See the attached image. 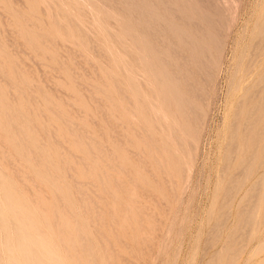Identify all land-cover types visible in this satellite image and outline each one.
Masks as SVG:
<instances>
[{"label":"rangeland","instance_id":"rangeland-1","mask_svg":"<svg viewBox=\"0 0 264 264\" xmlns=\"http://www.w3.org/2000/svg\"><path fill=\"white\" fill-rule=\"evenodd\" d=\"M0 1H3V3L0 2L2 4V5H0V7H3L0 9V39L1 40L3 39L2 41L0 40V47L3 46L2 47L3 49L0 48L2 50L0 52V67H1L0 68V75L2 76V77L0 76V97L4 100L3 101L0 98V100H1L0 101V109H1L0 113H3V110H4L2 117L0 116V122L5 120L4 122H2L3 124L0 123L1 124L0 125V159H1L0 165H2V166H0V169H1L0 175L2 174L4 176V177L2 175L0 176V179L3 178L2 181L4 180L3 186H2V182L0 180V186H1L0 187L1 188L0 189V191H1L0 197L2 196L0 198V203H1L0 206H2V207H0L1 208L0 209L1 210L0 211V214H1L0 220H1V216L4 217L6 215V217H8L10 215V213H11V215L9 216V219H11L10 217L13 216L12 220H8V218H7V219H5V221H4V218L2 217L1 221L3 223L2 222L0 223V228H1L0 233H3L1 231H3V229L4 230L6 229L4 233L8 234V232H9L8 228L11 229L12 227H15L14 226L15 224L12 225L13 222L10 223L9 221H14V220L16 222H18V223L14 222L16 224H19L22 221L23 223H27L29 225L31 222L30 226H32V227L35 226V228L37 227L38 229L40 226V229H39L40 231L37 228L35 229L34 227H33L34 229L33 228L32 229H33L34 233L36 232L35 233L36 236L39 235L38 236L39 240L41 238L42 241L41 240L40 241L41 242L44 241L43 243L47 246V248L49 249V252L50 251L52 252V253L50 252V255H51L50 257L51 258L57 257L58 262H59L60 257H67L66 258L67 263L69 260H71V262L68 264H73L75 260H76L77 264H95V263L96 264L97 263L98 264H101V263L102 264H107V263L109 264L110 259H111L110 264H117V263L121 264V261L123 264H132V261H133V264H264V146H263L264 145V133H263L264 132L263 131L264 130V126H263L264 125V117L262 116L263 115L262 113H264V111L262 110L264 108L263 107V104H264V98H263V96H264V88H263V85H264V77H263L264 76V60H261L264 58V55L262 54L264 52V0H52V3L50 5L52 8L49 7L48 3H47V1L51 2V0H23V3L26 1L24 4L22 2H20L22 0H0ZM4 1L6 3H4ZM56 1H58V3ZM136 1H137V3H136ZM41 3L44 5H47V7L44 6V10L38 11L39 8L43 9L42 8L43 5ZM56 3H57V5H56ZM74 3H75V5H74ZM128 3H129V5H128ZM6 4H8L7 5V6H9L8 8L4 7ZM31 4L33 7V10H32ZM10 5L12 6V8ZM33 5H35V6H33ZM39 5H40V7H38V10L34 11V8L37 9V6H39ZM54 5H55V7H54ZM13 6L16 9H17V7H19V9H18L19 11L16 10V12L13 13V11H15ZM22 6H23V8L26 6L25 10H23L21 8ZM4 8H6V9H4ZM9 9H10V11H9ZM49 9L52 10L51 11L52 13L49 12L50 11ZM53 9H54V11H53ZM64 9H66V10L64 11ZM83 9H85L87 11L89 10L88 11L89 13L87 11H84ZM175 9H176V11H175ZM20 10H21V12H20ZM45 10L46 11L49 10L48 13H50L53 16V18H52V16L50 18L49 17L50 15H47L48 13ZM59 10H61V11L59 12ZM144 10H145V12L143 13ZM17 11L19 14L17 13ZM7 12H9L8 14L11 13L13 16L12 15H10V16H12L13 18L9 17ZM28 12H30V13H28ZM31 12L33 13L32 15H31ZM37 12H38L39 17H37ZM44 12H46V14ZM53 12L55 13V15H53ZM58 12L59 13L65 12V14H67L68 16L65 14H63L65 16H62V13L59 14ZM16 13L18 14L19 17L16 15ZM14 14L16 15V17ZM144 14H146V15H144ZM175 14L177 16L180 15L178 17V19H177V16ZM35 15H36V17H35ZM40 15H41V17H40ZM59 15H61V17ZM32 16H34V17H32ZM90 16H91V18H90ZM67 17L74 19V22L71 19L73 27H71L72 24L69 23L70 21H69V18H67ZM180 17H181V19H180ZM21 18H23V20ZM39 18L40 19L43 18V20H40ZM66 18H67V20H66ZM88 18H90V19H88ZM143 18H144V20H143ZM153 18H155V19H153ZM53 19H54V22H53ZM56 19L58 20L57 24H56ZM46 20H48V21H46ZM63 20H64V24H63ZM19 21L21 23H23V21H25V23L21 24ZM33 21L35 22V25H37L40 22L43 26L38 24L39 27L37 28V26H35L34 23H31ZM37 21H38V23L36 24ZM66 21H67V23H66ZM17 22H18V25L16 24ZM75 22L77 25H75ZM101 22L102 23L104 22V23L102 24ZM106 22H108V23H106ZM186 22H188V23H186ZM194 22H196V23H194ZM193 23H194V25H192ZM78 24H80V25H78ZM114 24H116V25H114ZM196 24L198 25V27L196 26ZM27 25H30L31 29L29 28L30 26L27 29ZM47 25H49L50 27ZM110 25H111V27H110ZM142 25H143V27H146L147 29L144 28L145 29L144 30ZM116 26H117V28H116ZM164 26L166 29H162V28H164ZM88 27H90V29H88ZM104 27H106L105 30L106 29L109 30V31L106 30L107 33L108 32L110 33L112 31L110 34H113L114 37L118 36L119 38L116 37L113 39L112 37H110L112 35H109V33L107 34L106 31L103 29ZM112 27L115 30H113ZM11 28L13 31L11 30ZM46 28L48 30V33H47ZM202 28H204V29H202ZM5 29H6V31H5ZM29 29L32 31H29ZM84 29L85 30L87 29L86 30L87 32L85 31L87 33V35L85 34ZM118 29H119V31L122 29L123 30L119 32ZM151 29H154V30L157 29V31H158L157 36L156 37L154 36V39L152 38L153 36L149 34V30H151ZM1 30H2V32H1ZM35 30H36V32H39L38 34L40 36V39H37L38 34L35 33ZM69 30H71V32H69ZM74 30L77 32V34H75L76 32ZM90 30H92V31H90ZM141 30L144 33H142ZM204 30H206V33ZM15 31L17 34L14 33ZM27 31H29L28 34H26ZM49 31H50V33H53L54 35L50 34ZM166 31L170 32V33L167 34ZM179 31L181 32L182 35L179 33ZM8 32H9V34H8ZM40 32H43V33H41V35H40ZM82 32L86 36H84V35L82 36V34H83ZM114 32H115V35H114ZM29 33L32 36H30ZM90 33H92L91 38L89 36ZM204 33H205V35L203 36ZM22 34L25 36L24 38H23ZM161 34H163V35H161ZM15 35L17 36V38H15ZM18 35H19V37H18ZM45 35H48V38L53 37L51 39L52 41L50 39L49 40L51 42L48 41L47 36H45ZM183 35L187 37V38H185L186 40H189L190 38L193 40L192 41H186V40L184 41ZM11 36H13V37H11ZM62 36L64 39L62 38ZM124 36L126 39L124 38ZM211 36H213V37H211ZM73 37H74V40L75 41L78 40L79 42L78 41L77 42L80 44H78L77 42H74V40H71V39H73ZM157 37H160L161 41ZM170 37H173V39ZM32 38L35 40L34 42L37 43L38 48H40L39 49L40 52L38 51V48H35V43L32 41L33 40ZM42 38L44 41L42 40ZM65 38H67L68 41ZM81 38H82V40H81ZM259 38L262 39V40L260 39V42L258 40ZM13 39H15V40H13ZM69 39H70V41H69ZM90 39L92 40V42ZM16 40H17V42H16ZM22 40L23 41L25 40L26 43L25 42L22 43ZM41 40L44 42V44H41L42 43ZM88 40H90V41H88ZM96 40H99V41H96ZM102 40L106 41V43L103 41V44H102ZM113 40H114V42H113ZM120 40H123V41H120ZM154 40H157V41H154ZM54 41L55 42L58 41V42H56V44L54 45V43H55ZM66 41L68 43H66ZM71 41H73V42H71ZM83 41H87V42L85 43ZM158 41L163 43V45L160 44ZM165 41H166V43H165ZM256 41L258 43H260V44H256V46H258V45L261 47L263 46V48H262L263 51L261 50V47L258 46V48H257L256 46H254ZM2 42H4V43H2ZM29 42L32 44H29ZM93 42H95V43H93ZM173 42H177L179 44V46L177 43L174 44ZM72 43H74V44L77 43L78 45L77 44L72 45ZM128 43H129V45H128ZM10 44H11V46H10ZM45 44L48 46L46 47ZM95 44L98 47L95 48V46H96ZM198 44H201L204 46V48H205L204 52H202V51L199 52V51L195 50V47ZM99 45H101V46H99ZM102 45H103V47H102ZM104 45H106V46H104ZM121 45H123L124 47L122 48ZM26 46H28V47H26ZM117 46L119 48H117ZM29 47H31V49H33V51ZM175 47H179L180 48L179 50H181V51L177 52ZM254 47L256 48L255 52L253 51ZM13 48H15L16 50H14ZM22 48H23V50H22ZM74 48L76 50L78 48L77 52H79V53L81 52L82 54L76 53ZM83 48H84V50H83ZM115 49H117V50L115 51ZM119 49H122V52H121V50L119 52ZM124 49H126L127 51ZM173 49L175 50L173 53L177 52L174 55L172 54ZM17 50L19 53L16 52ZM69 50H70V52L74 51V53L76 55H78L77 58H76V55L72 54L73 52L69 53ZM101 50L103 51V53ZM129 50H130V53L128 52ZM25 51L29 55L27 53H25ZM42 51H45V52H42ZM48 51H50L51 54L50 53L48 54ZM96 51H98L99 53L98 52L96 53ZM124 51H125V53L129 54L130 56L127 54H124ZM160 51H162V52H160ZM183 51H184V53H183ZM187 51L189 54H190V52H192V53L190 55H188ZM217 51H219V52H217ZM260 51H262V52H260ZM41 52L42 53L47 52V53H46V55L44 54V56L42 57ZM55 52H56V54H55ZM57 52H60V53H57ZM141 52H143V53H141ZM258 52L260 54H262V56ZM85 53L86 54L88 53V54L86 55ZM101 53L104 54L107 59H105V57L103 58L102 56H104V55H102ZM178 53L181 54V56H178ZM255 53H256V55H257V53L260 55V59H259V56H257L259 60L256 59L257 57L253 56V55H255ZM68 54H69V56H68ZM98 54L99 55L101 54L102 56L101 55L99 56ZM207 54L209 55L210 58L208 57ZM72 55L74 56V58ZM175 55L177 56V58ZM183 55H184V58H183ZM214 55H215V57L216 56L217 57L215 58ZM46 56H47V58H46ZM48 56L50 58H48ZM60 56L63 59H61ZM70 56H72V59L70 58ZM128 56L131 58H129ZM173 56H175V58ZM186 56H189V58L191 57L190 61L188 60L189 59L188 57L186 58ZM67 58H68V60H67ZM164 58H166L167 60H169L171 62V64L173 65L172 68H170V66H171L170 62ZM251 58H252V60L249 61V59H251ZM12 59H13V61H12ZM59 59H61V62L59 61L60 63L58 62ZM74 59H76V60L74 61ZM132 59H135V61L138 60V62L136 61L137 64ZM183 59H185V61ZM255 59L258 61H256ZM63 60H64V62H62ZM77 60H79L78 61V63L80 62L79 64H83V65L79 66V64L76 62ZM96 60H98V61L96 62ZM109 60H110V62H109ZM201 60H203L205 62V64ZM208 60L209 61L211 60V62H209ZM253 60L256 61V64H254V65H252L254 63ZM199 61H201V64ZM259 61H260V63L258 64ZM48 62H50V64ZM73 62H75V63H73ZM91 62H93V63H91ZM111 62L114 65L109 64ZM181 62H182V64H184L185 68H184V66H181L182 65V64H180ZM25 63L27 64V66ZM94 63L96 65H94ZM133 63H135L136 66ZM186 63L188 66L186 65ZM206 63H207V66H206ZM248 63H250V64H248ZM62 64H64V65H62ZM118 64L119 65L121 64V65L118 66ZM189 64L192 66H189ZM56 65H59V66L57 67ZM65 65L67 67L68 66L70 67V65H71L72 66L71 68H73V70L72 69L70 70L68 68V71H67V69L64 68ZM197 65H198V67L200 66L201 68L196 67ZM210 65L212 68H210ZM12 66H13V68H12ZM82 66H83V68H82ZM121 66H122V69H120ZM251 66H252V68H251ZM216 67H217V69H215ZM101 68H103V69H101ZM187 68H189L191 70H189V69L186 70ZM204 68H206L209 72L206 71V69H204ZM208 68H210L211 70ZM95 69H99V70H95ZM168 69H171V71ZM173 69L175 72L173 71ZM201 69L202 70L204 69V71H202ZM5 70L8 72H6ZM100 70L102 73L100 72ZM121 72H122V74H121ZM200 72L202 73V76L200 75ZM204 72H206L208 75L204 74ZM173 73H175V74H173ZM16 74L18 75L19 80H17L18 77ZM111 75H113V76H111ZM159 76H162V77H159ZM175 76H177V77H175ZM179 76H180V79H178ZM194 76H195V78H194ZM5 77L8 80L7 79L5 80ZM70 77H71V79H70ZM103 77H105V78H103ZM109 77H112V78H109ZM184 77H185V79H188V82H187V80L183 79ZM201 77L203 79H201ZM95 78H96V80H95ZM260 78H261V82H263V83H261L259 81ZM121 79H124L123 83H122ZM140 79H142V80H140ZM9 80H11V81H9ZM22 80H24V81L22 82ZM116 80H117V82H114ZM196 80H198V81H196ZM4 81L9 82V83H11L12 81H14V82H12L9 85V83H6ZM69 81H71V82H69ZM161 81H164V82H161ZM34 82H36V83H34ZM140 82H142V83H140ZM190 82L192 83V85H190L191 84ZM158 83L163 84L164 86L161 85V88H160V84H158ZM187 83H190L189 84L190 86ZM257 83H260V84L257 85ZM35 84L38 85L39 88H37L38 86L36 87ZM82 84H84L86 86H88L87 84H91L92 86L91 85L88 86V88L91 86V88L89 90V89H87V87L83 86ZM102 84H104V85H102ZM108 84H110V85H108ZM120 84L121 85L123 84L122 87L120 86ZM15 85H17V86H15ZM117 85H119V86H117ZM10 86L12 87L11 91L13 93L10 92V88H9ZM20 86H22V87H20ZM106 86H107V88L104 90V88ZM109 86H110V89H109ZM112 86H115L116 89L113 88ZM143 87H145V88H143ZM186 87H188V88L186 89ZM189 87L192 90L191 93L193 96H191L190 91H188ZM260 87L263 89V91L259 89ZM42 88H43V90H41ZM148 88H149V92H148ZM162 88H165L167 93ZM193 88H196L194 90H197L196 92L194 91V94H193ZM198 88H199V90H198ZM92 89H95V90H93V92H95V91L97 92V89H98V91L103 92V93H99V92L96 93L95 92L93 95H91ZM117 89H121L124 92L126 91V94L124 92H123L124 93L123 94L122 91L117 90ZM33 90L35 91V93ZM88 90L91 92H89ZM202 90H204L203 91L204 93L202 92ZM37 91H38V93H37ZM104 91H105V94H104ZM8 92H9V95L14 94L15 97L18 96V97H16L17 99L14 96L10 95V97L12 96V99H11L9 97V95L6 94ZM61 92H63V94ZM108 92H110V93H108ZM114 92L117 95H114L113 94ZM205 92H207V93H205ZM111 93H112V95H111ZM196 93H197V95H196ZM200 93L202 94L203 98H204L205 94H207L204 100H203L202 96L201 97L198 96V94L200 95ZM208 93H209V95H208ZM252 93H253V95H252ZM3 94L5 95V97H3L4 96ZM78 94L80 95V97ZM103 94H104V96H103ZM118 94H120V95H118ZM121 94H122V97H121ZM255 94H257V95H255ZM106 95L110 96L109 98H111V99H109V98L105 99ZM128 95L130 98L131 97L132 98L129 99V97H127ZM154 95H155V97H154ZM196 96H198V97H196ZM50 97H52V98H50ZM119 97H121V98H119ZM248 97H250V98H248ZM4 98H6V99H4ZM18 98H20V99H18ZM32 98H33V100H31ZM101 98L103 100L105 99L104 101H106V102L107 101L110 102V100L113 102H112V104L107 102V104L109 105L108 106L107 104L102 103L103 100ZM185 98H186V100H185ZM200 98H202V99H200ZM40 99L42 100V103L39 102ZM127 99H129L131 101L130 102L131 104L133 102V104L131 105L129 103V100H127ZM139 99L141 101L140 103H139ZM260 99H262V100L259 101ZM101 100H102V102H101ZM245 100H246L247 104L245 103ZM31 101H33L34 103H32ZM64 101H66V102H64ZM115 101H117V102H115ZM241 101L244 103L242 104ZM83 102L85 103V105ZM4 103L5 104L10 103V104H6L7 105L6 106ZM71 103H74L73 104L74 107L71 106ZM115 103L117 104V106ZM119 103L121 105H119ZM256 103H257L259 109H257V107L252 108V106H254ZM3 104H4V106H2ZM34 104H35V106H34ZM183 104H184V106H183ZM27 105H29V107ZM30 105H32V106H30ZM45 105H47L48 107ZM49 105H50V108H52L54 106L53 111H52V109L50 110ZM101 105H103V107L105 106V108L102 110H101V108H102ZM106 105L108 108L106 107ZM111 105L113 106V108H116V109H112V108L110 109ZM148 105H149V107H148ZM257 105H255V106H257ZM5 106L9 107V109H7ZM127 106H128V108L132 107L131 110L128 109ZM141 106H142V108H140ZM192 106H195L196 108L194 107L195 108L194 109V108H192ZM30 107L32 109H30ZM78 107L81 109L79 110ZM120 107L123 109L121 110ZM16 108L21 111V114H19L20 111L16 110ZM125 108H127V111ZM173 108L175 109L176 112L173 111ZM184 108H185V111H184ZM250 108H252L253 113L255 112V115L253 114L254 116H252V114H250V116H247V114L249 115V113H252V111L249 112V110H251ZM54 109H59V111H61V113L58 110L56 111ZM117 109H119V110H117ZM158 109H159V111H158ZM26 110H28V111H26ZM41 110H43L45 116L48 115L46 117H48L50 119L46 118L43 115V113L41 112ZM105 110L107 112L103 113V111H105ZM116 110L118 112L121 111V112H119L120 114ZM255 110H257V113ZM7 111L9 114L5 113ZM133 111H135L136 113ZM145 111H147V112H145ZM148 111H150L151 114H149ZM236 111L240 114L242 113V115L236 116L238 114ZM22 112H23V114L26 115V117H24ZM124 112H128V114L124 113ZM192 112H194L193 113V115L195 114L194 116L192 115ZM14 113L16 114V116H14L15 115ZM121 113H122V115H121ZM130 113H133L135 115H132ZM154 113L158 114L159 116L156 114L154 116ZM11 114H13V115H11ZM64 114H65V116H64ZM117 114L121 118L116 117V116H118ZM259 114L262 116L261 117L262 120L260 118H258L260 116ZM8 115H10V117ZM20 115H22V116H20ZM52 115L54 116L53 118H52ZM3 116L6 119L3 118ZM59 116H61L62 118ZM126 116H127V118H126ZM130 116H132L134 118V120ZM55 117H57V118H55ZM178 117H180V118H178ZM237 117L238 118L241 117L240 118L241 121L240 120L236 121ZM250 117H252L251 121H253V120L255 121L256 119L261 120V125L259 124L260 121L258 120V121H255V123L257 122L256 124L253 123L254 121L253 122L249 121L252 124L250 126L248 123V119ZM255 117H257V118L255 119ZM124 118H126V119H124ZM153 118H155L156 122H154L155 120ZM162 118H164V119H162ZM31 119H32V121H31ZM41 119H44L42 121L43 122L45 121V123H43L41 121ZM47 119L49 122L47 121ZM56 119H58V120H56ZM117 119H118V122L116 121ZM121 119L126 120V123H124V121H122ZM109 120H111V121H109ZM139 120L141 121L140 122L141 126H138L139 123H137V122H139ZM8 121L10 123V126H9V124H6V122L8 123ZM13 121L16 124V127H17V125L20 127L19 129H18V127L13 128V125H15L13 123ZM73 121L74 122L76 121L78 123H76V125H75V123ZM127 121L129 122V124L132 123L131 126L129 124H127L128 123ZM51 122H53V123L51 124ZM118 123H121V125ZM156 123H157V127L160 129L156 128ZM44 124L46 125V127ZM67 124H68V126H67ZM101 124L104 127H102ZM125 124H126V126L123 127ZM247 124H248L249 128H246ZM7 125H8V127H7ZM48 125H49V128L51 130H54L53 132H55L54 133L55 136H53L54 134H53V132H51V130L49 128L47 130ZM54 125H56L55 127H58V129H55ZM110 125H115L116 127H114V126L112 127ZM136 125H137V127L135 129ZM235 125H236V127H235ZM258 125H259V127H258ZM99 126H100V130H99ZM142 126H143V128H142ZM171 126L175 127V130ZM253 126H254V129H253ZM256 126H257V128H255ZM262 126H263V128H262ZM41 127L43 129H41ZM81 127H82V129L78 131L77 129H79ZM111 127L114 129H111ZM122 127H123V129H122ZM145 127L147 129H145ZM7 128H8V130H7ZM37 128H39L40 130L39 129L37 130ZM52 128H54V129H52ZM70 128H71V130H70ZM86 128H87V130H85ZM151 128H153V129H151ZM20 129H21V131H20ZM59 129H60V131H59ZM83 129H84V131H86L87 134L83 131ZM101 129H103V130H101ZM116 129L119 131L122 130V132L118 131L119 133H121L120 135H119V133L118 134L116 133L117 132ZM125 129H126V131H125ZM133 129H135L136 131L135 130L132 131ZM143 129H145V130H143ZM178 129H179V131H178ZM247 129H248L247 133L249 134V132H250L249 129H250L251 132L253 131L252 134L250 132L249 135L248 134L246 135L245 131H247ZM258 129H260L261 131ZM12 130H14V131H12ZM34 130H36V131H34ZM104 130L107 132L109 130L110 132L106 133V132H104ZM137 130L140 132H138ZM159 130H161V131H159ZM254 130L256 133L254 132ZM11 131L14 132L16 138L13 137L14 134L13 133L11 134ZM22 131H24V132L22 133ZM43 131H46V132L44 133ZM100 131L104 132V133H101ZM129 131L132 134H130ZM144 131H145V133H143ZM146 131H149V132L147 133ZM177 131H178V133H177ZM235 131H237V132H235ZM258 131H260V133ZM33 132H34V134H33ZM150 132L153 133V134H151L152 136L150 135ZM173 132H175V134H174L175 136H179L176 138L177 139L180 138L181 141H178V140L175 141V136L173 135ZM63 133L66 136H64ZM72 133L73 134L75 133V134L73 135ZM79 133H80V135H79ZM136 133H138L137 135H139L140 133H142V134H140L138 137L136 135ZM176 133H177V135H176ZM179 133H180V135H179ZM58 134H59V136H58ZM116 134L123 141H121L119 139V137L116 136ZM104 135L108 136V137H105ZM121 135H123V136H121ZM125 135L128 137V140H127V137ZM147 135H148V137H147ZM252 135H254L255 137H252ZM10 136H11V138H10ZM31 136H33V137H31ZM78 136H80V137H78ZM86 136L88 137V139ZM140 136L141 137L144 136V137H142L143 140L140 139L141 138ZM149 136H151L150 137L151 139L149 138ZM232 136H234V137H232ZM43 137H45V138H43ZM70 137H72V138H70ZM237 137H239V138H237ZM257 137L258 138L263 137V139L261 138V141H263V142L259 143L260 140L258 141ZM55 138H57V140H55ZM102 138H104L105 140ZM107 138H109V139H107ZM112 138H115L116 140H114V139L112 140ZM147 138H149V139H147ZM163 138H164V140H162ZM252 138H256V140L254 139V141H256V142L258 141V143H256V142L253 143ZM27 139L29 140V142L27 141ZM100 139H102V140H100ZM129 139H130V141H129ZM12 140H14V141H12ZM20 140H22V141H20ZM75 140H77L78 143L75 142ZM96 140H98V141H96ZM117 140H119L121 142H119ZM145 140L147 141V144L143 145V144H145L144 142H146ZM237 140H238V143H237ZM251 140H252V143H251ZM56 141H58V142L61 141L62 144L61 143L60 144L62 145V147ZM115 141H116V143H115ZM126 141H129V142L127 143ZM131 141H132V144L133 143H135V144L132 145L130 143ZM140 141L143 144H140ZM191 141H192V144L190 143ZM23 142H25V144ZM86 142L89 143V145H87ZM91 142L93 144H91ZM243 142H244V144H243ZM16 143L17 144L19 143L20 145L19 144L17 145ZM28 143H30V144L28 145ZM120 143L121 144L123 143L124 145L125 144L126 145L124 146V145H121ZM246 143H247V145H246ZM182 144H183V146H182ZM236 144L238 145V148H237ZM37 145H39V146H37ZM63 145H64V147H63ZM171 145H173V146H171ZM90 146L92 148H90ZM105 146H107V147H105ZM121 146H123V147H121ZM126 146L128 148H131V149H128ZM142 146H143V148H141ZM181 146L183 147V149ZM26 147L28 149H30V148L31 149L27 150ZM15 148H17V150L19 149L18 150L19 153L16 151ZM20 148H21V150H20ZM67 148L70 150V153H69V150ZM89 148H90V151H92L91 149H93V151L95 152V155H94L93 151H92L93 153L89 152ZM102 148H104V150ZM140 148L143 150H141ZM254 148H256V149H254ZM6 149L8 151H6ZM14 149H15V151H14ZM32 150H34V151H32ZM56 150H57V152H56ZM109 150H112V151H109ZM126 150H127V152H126ZM144 150L146 151V154H145ZM29 151H31V152H29ZM42 151H43V153H42ZM160 151H162V152H160ZM170 151L172 153V154L170 153L171 155L169 154ZM24 152H26V154L28 152L29 154H27V156H26V154ZM38 152H41V154L43 156H41L40 153H38ZM104 152H108V154L107 153L105 154ZM135 152H137V154ZM153 152H154V154H153ZM254 152H256V153H254ZM8 153L9 154L11 153V154L9 155ZM12 153L14 154L13 156H15L14 158L12 156ZM37 153L39 154V156H35V154H37ZM72 153H74L76 156ZM150 153H151V156H150ZM251 153L254 154L253 159H252ZM4 154L5 155L7 154L6 156H8V157L11 156L10 158L14 163L12 162L13 164H11V162L6 161L8 157H6ZM109 154H111V155H109ZM140 154L143 155L144 157L141 156ZM19 155H20V157H19ZM116 155L118 158L116 157ZM134 155H136V157ZM146 155L148 157H145ZM172 155L173 156L175 155L177 158L176 157L174 158ZM249 155H250V157H249ZM33 156H35V158ZM44 156H46L47 158L45 159ZM94 156H95V158H94ZM248 157H249V159L251 158V160L248 161V159H244V158H248ZM15 158H16V160H17V158H19V159L16 161ZM115 158H117V159H115ZM136 158H137V160H135ZM138 158H140V159H138ZM145 158L146 159L148 158L147 160H149V163L150 162L151 163L149 164ZM173 158H174V161H173ZM47 159L49 162L46 161ZM54 159H55V161H54ZM91 159H92V161H91ZM50 160H51V162H56V163L51 164ZM151 160H154V164L156 166H154V164H152L153 161H151ZM15 161L17 162L18 166L20 165L19 166L20 168L18 166H16L17 164H15L16 163ZM19 161L21 162L22 166H21ZM36 161H39V162L36 163ZM40 161H41V163H40ZM160 162H161V164H160ZM35 163H36V165H35ZM88 163H90V164H88ZM117 163H118V165H117ZM132 163H133V165H132ZM146 163L148 164L147 167L149 166L148 169L145 166ZM31 164H32V166H30ZM43 164H45L44 166H47L48 168L46 169V167H43ZM87 164H88V168L86 166ZM100 165H101V167H100ZM142 165H144V167H142ZM159 165H162V166H159ZM15 166L17 169L15 168ZM24 166L25 167L29 166V167L25 169ZM64 166L67 167L69 169V171ZM71 166H73V168L75 169L76 172L73 171L74 169ZM117 166L118 167L121 166V169L124 167L123 168L124 170H121ZM127 166L133 172H131L129 169H127L128 168ZM110 167H111V170H110ZM158 167H160V168H158ZM162 167L164 169H162ZM244 167H245V169H244ZM21 168L24 170H22ZM152 168H153V171L155 169H159L160 173H162V170H164L167 172V174H166V172L164 173V171L162 174H159L158 171L156 170L157 172L154 171V175H156V173L159 174V175H156L158 177V178H156L154 175L152 176V174H153V171H151ZM168 168H170L169 169L170 171L168 170ZM33 169H36V172L33 171ZM43 169H44V171H43ZM104 169H105V174H107L106 177L108 179L102 178V177H105V175L103 173ZM2 170L4 171L5 175H4ZM17 170H18V173L21 174V176L18 175L20 178L17 176V174H18V173H16ZM21 170H22V172H21ZM37 170L41 171L40 174L43 177L39 176V173H38L39 171H37ZM45 170L47 171L46 172L47 175L45 174ZM127 170L129 172V175H128ZM149 170H150V172H149ZM23 171H25L27 174H29V176L26 175L25 172H23ZM122 171H124V172L126 171L127 173L126 172L124 173ZM134 171H136V173H134ZM100 172H102L101 175L103 174L102 177H100L101 175H99ZM107 172L109 173V177H108ZM142 172L146 173L147 175L143 174ZM137 173H139V174H137ZM24 174H25V178H24ZM110 174H112L113 177L110 176ZM134 174H137V175H134ZM30 175H34V177L36 176L35 180L37 182L34 180V177L30 176ZM138 175L140 176L141 179H139ZM141 175L144 177L145 176H147V177L144 178ZM160 175H162V176H160ZM166 175H168V176H166ZM262 175H263V177H262ZM9 176L11 179L9 178ZM114 176L116 177L115 183H116V185H118V184L121 185V186L118 185L121 188V190H119V187L115 186V183L113 182ZM128 176L130 178H133V179L135 178V180L137 178V181L135 182V180H133V179H132L133 182L131 180H127V179H130V178H128ZM148 176H149V178H148ZM17 177H18V180H17ZM31 177L34 180V182H32L33 180H30ZM110 177L113 178V180ZM261 177H262V181H260ZM12 178L15 180H13ZM109 178H110V180H109ZM165 178H167V179H165ZM6 179H9L10 181L6 180ZM20 179L22 181H19ZM74 179L76 180V182ZM168 179L170 181L168 183H166L168 181ZM234 179H236V180H234ZM239 179H240V181H239ZM5 180L8 183L5 185L6 186L8 185L10 187L9 188L7 186V190H6V188H4V187H6L4 185ZM102 180H103L104 184H102V182H101ZM119 180L122 183H120ZM140 180H142V181H140ZM143 180L145 182L146 181L148 182L150 180V183L152 184L153 187L150 186L151 184H148L149 186H147V183H145ZM14 181L17 182L18 185ZM51 181H52L53 185H52ZM23 182L25 185L23 184ZM35 182L38 185V187H35V185H36ZM84 182H85V185L83 184ZM86 182H92V183L86 184ZM100 182H101V184H99ZM109 182H111V183H109ZM129 182L130 183L132 182V183L130 184ZM141 182L143 185L141 184ZM174 182H175V185H174ZM26 183H27V185H26ZM138 183H140V186L143 189H146V188L147 189L149 188V190L153 189L154 191L153 190L148 191V192H151L153 195H151V193H149L150 196H149V194L148 195L145 194V192H143V191H146L147 189L142 191V189ZM261 183H262V185H260ZM15 184L17 185L18 188L16 187ZM31 184H32V187H30ZM33 184H35V185H33ZM110 184H113V185L110 186ZM134 184H136V186ZM144 184L146 185V187ZM11 185L13 186V188ZM14 185H15V187H14ZM22 185L26 186V188L23 187ZM28 185L31 188V190H29V188L27 187ZM58 185H61V186H59L60 189L58 188ZM97 185H98V187H97ZM19 186H20V188H19ZM137 186L140 188V190H141L140 192H139V188ZM165 186L167 189L165 188ZM227 186L229 189L226 188ZM40 187L41 188L43 187L45 189V191L43 189H41ZM77 187L79 189H77ZM89 187H91L93 189V191H95V192H93L91 190V188H89ZM109 187H111V188H109ZM3 188L6 191L2 190ZM23 188H25V189L23 190ZM46 188H48V189H46ZM12 189H14L15 192ZM20 189L22 191H20ZM50 189H52V190H50ZM53 189H55L56 194L54 193ZM98 189H100V191ZM103 189L104 190L106 189V190L103 191ZM108 189H109V191H108ZM137 189H138V191H137ZM168 189H169V191H168ZM46 190H48V191H46ZM2 191H4V193ZM10 191H11V193H17V194L11 195ZM80 191H82L84 193L81 192L82 193L81 194V193H79ZM135 191L137 193H135ZM258 191H260V192H258ZM103 192L107 193L106 195H108V196H106V198L104 196L105 193L103 194ZM108 192H111V193H108ZM132 192H133L134 197L136 196L135 198H137V199H135V198L132 199V196H133ZM30 193H32V194L30 195ZM87 193H89V194H87ZM9 194H10V196H9ZM20 194L23 195V196L21 195V197L24 198L25 201H22V199L20 201L19 198H21V197H18V198L16 197L18 195L20 196ZM36 194H37V196H36ZM109 194L111 195L112 198L115 197V199L113 200V199H111V197L108 198ZM251 194H252V196H251ZM57 195L61 197L62 202L59 200L60 197L58 199ZM73 195H75V196H73ZM130 195H132V196H130ZM39 196H41V197L39 198ZM90 196H91L93 201L91 200ZM100 196H102L101 199L98 198ZM3 197H4V199H3ZM6 197L8 199H10V201L7 199L9 201L8 203L6 201ZM28 197H31V201L29 200L30 198L27 200ZM86 197H87V199H86ZM119 197H120V199H119ZM16 198L18 199V201L16 200ZM35 198H37V199H35ZM80 198H81V200H80ZM109 199H111V200H109ZM129 199H131V200H129ZM12 200H14V201H12ZM3 201H6L8 206L12 205V206H9L11 210L7 209L8 206H6L5 205L6 203ZM15 201L17 204L16 206H15ZM26 201L27 202L30 201V202H28V204H27ZM32 201L33 202L35 201L34 204ZM37 201H39V202H37ZM80 201H82V202H80ZM116 201H119V202H117L118 207H116ZM137 201H138V203H136ZM156 201H158V202H156ZM20 202L24 203V205H22V203L20 204ZM110 202H112V203H110ZM125 202H127V203H125ZM41 203H42V205H41ZM44 203H45V205H44ZM73 203H75L76 205ZM83 203H84V205H83ZM88 203H89V205H88ZM120 203H121V205H120ZM159 203H161V204H159ZM162 203H163V205H162ZM26 204L29 205L30 207H28ZM129 204H130V207H128ZM134 204H137V205H134ZM82 205L85 206V209L83 208ZM97 205L100 206V208ZM122 205H123V207H122ZM142 205H144V206H142ZM18 206L21 207V208H18L19 210L16 209ZM73 206H75V208H73ZM105 206H106V209H105ZM56 207H58V208H56ZM102 207L104 210L102 209ZM126 207H127V210L126 209L124 210V208H126ZM131 207L133 208L132 210H131ZM3 208L7 212L6 214H4L5 213L4 211H3V213H1ZM28 208L29 209L31 208V210L33 212H31V210H29ZM45 208H46V210H45ZM90 208L92 210H90ZM96 208H97V210L100 211V212H98L99 214L96 213V211H97ZM151 208H153V209H151ZM166 208L169 210H165ZM36 209H38V210H36ZM68 209H69V211H67ZM72 209L74 211H72ZM119 209L124 211L123 212L124 217H122V214H121L122 211ZM15 210H16V212H15ZM22 210L26 213H24ZM55 210L57 212H55ZM83 210H86L87 212H85ZM115 210H118L119 212L117 213V211H115ZM8 211H9V213H8ZM34 211H35V213H36V211H38V213H36L37 216H40L38 214L41 211L44 212V213H40V214H43L46 216H44L42 218L39 217L40 220L43 219V220H41L42 222H40V220H38L37 216L33 215V214H35ZM91 211H92V213H91ZM110 211H113V215H112V212H110ZM132 211L134 212L135 215L133 214ZM21 212H23V214L25 216ZM75 212H76L77 218L80 217V219H78L80 222H76L77 221L76 219L74 220V218H76V215H74ZM108 212H110V213H108ZM27 213H29V215ZM49 213H51V215ZM56 213H58V216L55 215ZM88 213H89V215H88ZM124 213L127 215L129 214L131 216L130 217L126 216ZM59 214H61V215H59ZM114 215L116 217L117 216L120 217V219H119L120 222L117 220L119 217L115 218ZM17 216H18V218H15ZM91 216H92V218H94V220L91 219ZM94 216L97 217L96 219H98V222L96 221ZM136 216L138 218H135ZM139 216H141V217H139ZM56 217H58V218H56ZM46 218H47V220H45ZM60 218H61V221L63 222V224L60 223V221H59ZM134 218L136 219V223L134 222L135 221ZM48 219H51L50 220L51 222ZM53 219L56 220L57 224L54 222L55 220H53ZM122 219H124L125 221H123ZM129 219L131 220L132 223H130V221H128ZM28 220H30L29 223H28ZM32 220H33V222H32ZM35 220L36 221L38 220V221L35 223ZM92 220L94 223L93 222L91 223ZM110 220L112 223L110 222ZM52 221H53V223L56 224L55 226L59 225V228H61L62 230L59 228H57V230H56ZM65 221H67V222H65ZM81 221H83L85 223L84 224V225H86L85 228H83L84 225H82L83 222H81ZM122 221L125 222V225ZM38 222L42 223V226L44 228H46V232L48 231L47 232L48 236L44 232L45 231L44 228L41 229L42 226ZM46 222H48L49 224L47 225ZM216 222H218V223H216ZM7 223H8V226H7ZM65 223H68V224L65 225ZM95 223L103 224V227H102V225L99 226L100 225L99 224L97 226V229H95L96 228ZM127 223H128V225H127ZM109 224H111V226ZM2 225L3 226L6 225L7 227L3 228ZM91 225L93 227H90ZM105 225H108V226H106V227H108V229L104 228ZM112 225H113V228H111ZM62 226L63 227L66 226L67 229H65V230L67 232L64 230V228H62ZM68 226H70V230H72V232H70V230H68V228H69ZM134 226L136 227L137 230L139 229L138 234H136L137 233L135 231L136 229L132 228ZM71 227H72V229H71ZM73 227H74V229H73ZM99 227L103 228L104 230L101 229L102 230L101 231L99 229ZM53 228H54V230H53ZM80 228H81V230H80ZM86 228H87L86 234H88L90 236V240H92V243L88 239L89 236H87L85 234L84 229H86ZM126 228H127V230H126ZM58 229H59V232H58ZM117 229L119 231H117ZM129 229L132 232L134 230V233H132ZM96 230H98L100 232L105 231V234H104V232L99 234L98 231L96 232ZM124 230H126V231H124ZM50 231L51 232L53 231V233H55V236H57L59 234V236L57 238H61V239L56 240L57 238L54 237ZM120 231H121V233H120ZM140 231L142 234H140ZM56 232H58V233H56ZM93 232H95V234ZM112 232H113V234H112ZM116 232H117V235L114 234ZM127 232L130 234H128ZM96 233H97V235L100 236L101 242H100L98 236L96 237ZM50 234H51V236H49ZM134 234H135V236H134L135 238L133 237ZM139 234L142 237L143 236H145V237L142 238ZM40 235H43L44 237H41ZM60 235L62 237H60ZM81 235H83V236L86 235L85 237L87 240L83 239V237ZM104 235H106L109 239L106 238ZM123 235H124V237H123ZM129 235H131V237ZM63 236H64V238H63ZM69 236L71 239L69 238ZM110 236H112L111 238H114V239L113 240L110 239ZM45 237L47 240L45 239ZM49 237H54L53 239H55L56 242L54 243L55 240L53 241V239L52 238L49 239ZM43 238H44V240H43ZM48 239L54 244L49 242ZM107 239L111 240L112 243L111 242L109 243V241ZM116 239H118V240H116ZM138 239L141 240L140 243L138 242L139 241ZM77 240H78V242H77ZM131 240L134 243L132 242V244H131ZM135 240H138V241H135ZM59 241L61 242V244H59L60 243ZM96 241H97V243H96ZM127 241H129V242H127ZM84 242H86V243H84ZM102 242L104 243V245H102L103 244ZM125 242L128 243V244H126V246H125ZM115 243H117V246H118L119 250L121 251V253L115 247ZM56 244L58 245V247L62 246L63 249L61 250V248H60V250L57 251V249H55ZM98 244H99V246H98ZM112 244L114 246L113 249L111 247ZM54 246H55V248H53ZM63 246H66V248ZM120 246H123L125 248L127 247V248H126V250L123 247L121 249ZM135 246H137V247H135ZM49 247H51V250ZM87 247H88V250L86 249ZM84 248H85V250H83ZM103 248H105V249H103ZM128 248H130V249H128ZM54 249H55V251H53ZM71 249H74L75 251L74 250L71 251ZM78 249H79V251H78ZM127 249H128V251H127ZM97 250H98V252H97ZM59 251L60 252L62 251V254ZM104 251L106 253H104ZM125 251L127 254L128 253L129 254L126 255ZM67 252L71 253V255H70L71 257H68L69 254ZM93 252H95V253L97 252L98 254L97 253L96 254L98 257L96 256V254L94 255ZM122 252H124V254ZM88 253H90V254L86 255ZM115 253L117 255L119 253L120 254L117 256ZM52 254H54V255H52ZM91 254H93L94 256H92ZM121 254L124 256H128V257H126V259L128 258V260H125L124 257H122V256L120 257ZM215 255H217V256H215ZM85 256H86V258H85ZM95 256H96V258L94 259L93 257H95ZM50 257H49V259H50ZM77 257H79V258L77 259ZM63 259L65 260V258H63ZM137 259H138V261H137ZM119 260H120V262H118ZM127 261H129V262H127ZM58 262H57V264H58ZM67 263H65V264H67Z\"/></svg>","mask_w":264,"mask_h":264},{"label":"bare ground","instance_id":"bare-ground-1","mask_svg":"<svg viewBox=\"0 0 264 264\" xmlns=\"http://www.w3.org/2000/svg\"><path fill=\"white\" fill-rule=\"evenodd\" d=\"M0 2L3 3V1H0ZM20 2L23 3V0L20 1ZM25 2H26V1H25ZM25 2H24V3H25ZM45 2H46V1H45ZM54 2H55V1H54ZM56 2L58 3V1H56ZM68 2H69V1H68ZM77 2H78V1H77ZM83 2H84V1H83ZM123 2H124V1H123ZM1 3H0V5H2ZM4 3H6V2L4 1ZM22 3H21V4H22ZM24 3H23V4H24ZM32 3H33V2H32ZM43 3H44V2H43ZM47 3H48V6L51 7L50 5H51V3H52V0H51V2L47 1ZM57 3H56V5H57ZM136 3H137V1H136ZM138 3H139V2H138ZM149 3H150V2H149ZM41 4H42V3H41ZM44 4H45V3H44ZM44 4H42V5H43V7H42L43 9L39 8V10H38V7H40V5H39V6H37V9L34 8V11H36V10H38V11H40V10H44V6L47 7V5H44ZM53 4H54V3H53ZM103 4H104V3H103ZM3 5H4V4H3ZM7 5H8V4H6L4 7H7V8H8L9 6H7ZM42 5H41V6H42ZM58 5H59V4H58ZM74 5H75V3H74ZM92 5H93V4H92ZM128 5H129V3H128ZM155 5H156V4H155ZM10 6H11V5H10ZM28 6H29V5H28ZM33 6H35V5H33ZM87 6H88V5H87ZM164 6H165V5H164ZM13 7H14V6H13ZM25 7H26V6H25ZM25 7L23 8V6H22L21 8H22L23 10H25ZM29 7H30V6H29ZM31 7H32V4H31ZM46 7H45V8H46ZM54 7H55V5H54ZM60 7H61V6H60ZM64 7H65V6H64ZM1 8H3V7H0V9H1ZM11 8H12V6H11ZM51 8H52V7H51ZM58 8H59V7H58ZM58 8H57V9H58ZM4 9H6V8H4ZM14 9H15V11H13V13L16 12V10H18L19 7H17V9L14 7ZM27 9H28V8H27ZM177 9H178V8H177ZM32 10H33V7H32ZM49 10H50V9H49ZM49 10H48V11H49ZM61 10H62V9H61ZM61 10H59V12H60ZM65 10H66V9H64V11H65ZM83 10H84V11H87V10H85V9H83ZM90 10H91V9H90ZM6 11H7V10H6ZM9 11H10V9H9ZM18 11H19V10H18ZM18 11H17V13H18ZM45 11H46V10H45ZM48 11H46V12L48 13ZM51 11H52V10H50L49 12L52 13ZM53 11H54V9H53ZM75 11H76V10H75ZM88 11H89V10H88ZM88 11H87V12H88ZM175 11H176V9H175ZM20 12H21V10H20ZM22 12H23V11H22ZM24 12H25V11H24ZM46 12H44V13L46 14ZM59 12H58V13H59ZM87 12H86V13H87ZM144 12H145V10L143 11V13H144ZM8 13H9V12H7V14H8ZM17 13H16V15L18 16L19 13H18V14H17ZM28 13H30V12H28ZM44 13H43V14H44ZM50 13H48L47 15H50L49 17L51 18L52 15H51ZM61 13H62V12H61ZM61 13H59V14H61ZM69 13H70V12H69ZM83 13H84V12H83ZM88 13H89V12H88ZM139 13H140V12H139ZM146 13H147V12H146ZM161 13H162V12H161ZM20 14H21V13H20ZM23 14H24V13H23ZM32 14H33V13L31 12V15H32ZM63 14H65V12L62 13V16L67 15V14H65V15H63ZM73 14H74V13H73ZM84 14H85V13H84ZM147 14H148V13H147ZM8 15H9V17H12V16H13L11 13L8 14ZM10 15H12V16H10ZM14 15H15V14H14ZM16 15H15V17H16ZM26 15H27V14H26ZM26 15H25V16H26ZM41 15H42V14H41ZM41 15H40V17H41ZM53 15H55L54 12H53ZM71 15H72V14H71ZM88 15H89V14H88ZM101 15H102V14H101ZM144 15H146V14H144ZM175 15H176V14H175ZM44 16H45V15H44ZM59 16L61 17V15H59ZM67 16H68V15H67ZM176 16H177V15H176ZM179 16H180V15L177 16V19H178ZM18 17H19V16H18ZM32 17H34V16H32ZM35 17H36V15H35ZM37 17H39L38 12H37ZM55 17H56V16H55ZM60 17H59V18H60ZM70 17H71V16H70ZM73 17H74V16H73ZM75 17H76V16H75ZM97 17H98V16H97ZM102 17H103V16H102ZM142 17H143V16H142ZM162 17H163V16H162ZM205 17H206V16H205ZM12 18H13V17H12ZM25 18H26V17H25ZM52 18H53V16H52ZM67 18H69V17H67ZM67 18H66V20H67ZM90 18H91V16H90ZM90 18H88V19H90ZM93 18H94V17H93ZM135 18H136V17H135ZM138 18H139V17H138ZM138 18H137V19H138ZM146 18H147V17H146ZM15 19H16V18H15ZM21 19L23 20V18H21ZM27 19H28V18H27ZM29 19H30V18H29ZM39 19H40V18H39ZM71 19H72L73 22H74V19H73V18H69V21H70V22H69V21H68V22H69L70 24H72V22H71L72 20H71ZM140 19H141V18H140ZM153 19H155V18H153ZM180 19H181V17H180ZM25 20H26V19H25ZM31 20H32V19H31ZM40 20H43V18H41ZM60 20H61V19H60ZM94 20H95V19H94ZM96 20H97V19H96ZM143 20H144V18H143ZM145 20H146V19H145ZM174 20H175V19H174ZM28 21H29V20H28ZM28 21H27V22H28ZM38 21H39V20H38ZM38 21L36 22V24L38 23ZM46 21H48V20H46ZM57 21H58V20L56 19V24H57ZM78 21H79V20H78ZM88 21H89V20H88ZM103 21H104V20H103ZM147 21H148V20H147ZM153 21H154V20H153ZM157 21H158V20H157ZM183 21H184V20H183ZM15 22H16V21H15ZM19 22H20V21H19ZM53 22H54V19H53ZM139 22H140V21H139ZM190 22H191V21H190ZM20 23H21V22H20ZM23 23H25V21H23ZM23 23H21V24H23ZM31 23H34V25H35V22H34V21L31 22ZM31 23H30V24H31ZM66 23H67V21H66ZM77 23H78V22H77ZM89 23H90V22H89ZM101 23H102V22H101ZM103 23H104V22H103ZM103 23H102V24H103ZM106 23H108V22H106ZM106 23H105V24H106ZM113 23H114V22H113ZM141 23H142V22H141ZM151 23H152V22H151ZM151 23H150V24H151ZM160 23H161V22H160ZM186 23H188V22H186ZM194 23H196V22H194ZM194 23H193L192 25H194ZM209 23H210V22H209ZM16 24L18 25V22H17ZM27 24H28V23H27ZM38 24L42 25L40 22H39ZM38 24L35 25V26H37V28L39 27ZM44 24H45V23H44ZM63 24H64V20H63ZM83 24H84V23H83ZM91 24H92V23H91ZM99 24H100V23H99ZM161 24H162V23H161ZM4 25H5V24H4ZM24 25H25V24H24ZM75 25H77L76 22H75ZM78 25H80V24H78ZM94 25H95V24H94ZM107 25H108V24H107ZM114 25H116V24H114ZM179 25H180V24H179ZM205 25H206V24H205ZM205 25H204V26H205ZM20 26H21V25H20ZM29 26H30V25H27V29H28ZM42 26H43V25H42ZM42 26H41V27H42ZM47 26H49V25H47ZM63 26H64V25H63ZM63 26H62V27H63ZM66 26H67V25H66ZM68 26H69V25H68ZM98 26H99V25H98ZM103 26H104V25H103ZM196 26L198 27L197 24H196ZM49 27H50V26H49ZM62 27H61V28H62ZM71 27H73V24L71 25ZM94 27H95V26H94ZM106 27H107V26H106ZM106 27H104L103 29L105 30ZM110 27H111V25H110ZM114 27H115V26H114ZM142 27H143V25H142ZM161 27H162V26H161ZM194 27H195V26H194ZM5 28H6V27H5ZM29 28L31 29V26H30ZM64 28H65V27H64ZM82 28H83V27H82ZM107 28H108V27H107ZM112 28H113V27H112ZM116 28H117V26H116ZM144 28L147 29L146 27H143V29H144ZM6 29H7V28H6ZM6 29H5V31H6ZM30 29H29V31H32V30H30ZM32 29H33V28H32ZM34 29H35V28H34ZM48 29H49V28H48ZM53 29H54V28H53ZM53 29H52V30H53ZM88 29H90V27H88ZM92 29H93V28H92ZM119 29H120V28H119ZM119 29H118V31H119ZM145 29H144V30H145ZM162 29H166L165 26H164V28H162ZM202 29H204V28H202ZM11 30H12V28H11ZM38 30H39V29H38ZM46 30H47V28H46ZM63 30H64V29H63ZM86 30H87V29H86ZM86 30L84 29V32H85ZM106 30H107V29H106ZM106 30H105V31H106ZM113 30H115V29L113 28ZM122 30H123V29H122ZM122 30H120V31H122ZM172 30H173V29H172ZM174 30H175V29H174ZM198 30H199V29H198ZM5 31H4V32H5ZM12 31H13V30H12ZM22 31H23V30H22ZM29 31H27L26 34H28ZM40 31H41V30H40ZM74 31H75V30H74ZM74 31H73V32H74ZM90 31H92V30H90ZM105 31H104V32H105ZM107 31H109V30H107ZM107 31H106V33H107ZM116 31H117V30H116ZM118 31H117V32H118ZM120 31H119V32H120ZM141 31H142V30H141ZM167 31H168V30H167ZM167 31H166V32H167ZM200 31H201V30H200ZM200 31H199V32H200ZM204 31H205V33H206V30H204ZM1 32H2V30H1ZM17 32H18V31H17ZM52 32H53V31H52ZM69 32H71V30H69ZM75 32H76V31H75ZM86 32H87V31H86ZM86 32H85V34L87 35ZM111 32H112V31H111ZM111 32H110V33H111ZM147 32H148V31H147ZM157 32H158L157 29H156V30H154V29L149 30V34L153 36V37H152L153 39H154V36H155V37L157 36ZM159 32H160V31H159ZM14 33H16V31H15ZM32 33H33V32H32ZM35 33L38 34L39 32H36V30H35ZM35 33H34V34H35ZM41 33H43V32H40V35H41ZM45 33H46V32H45ZM47 33H48V30H47ZM49 33H50V31H49ZM55 33H56V32H55ZM61 33H62V32H61ZM82 33H83V32H82ZM101 33H102V32H101ZM108 33H109V32H108ZM108 33H107V34H108ZM110 33H109V35H112V36H110V37H112L113 39L116 38V37H118V36L114 37L113 34H110ZM127 33H128V32H127ZM142 33H144V32L142 31ZM169 33H170V32H167V34H169ZM179 33L181 34L180 31H179ZM184 33H185V32H184ZM189 33H190V32H189ZM205 33L203 34V36L205 35ZM8 34H9V32H8ZM16 34H17V33H16ZM20 34H21V33H20ZM23 34H24V33H23ZM23 34H22V35H23ZM29 34H30V33H29ZM37 34H36V35H37ZM50 34H53V33H50ZM75 34H77V32H76ZM88 34H89V33H88ZM91 34H92V33H90V35H89L90 38L92 37ZM104 34H105V33H104ZM130 34H131V33H130ZM195 34H196V33H195ZM258 34H259V33H258ZM12 35H13V34H12ZM22 35H21V36H22ZM24 35H25V34H24ZM24 35H23V38L25 37ZM48 35H49V34H48ZM48 35H45V36H47L48 41H50L53 37H52V38H51V37L48 38ZM53 35H54V34H53ZM57 35H58V34H57ZM73 35H74V34H73ZM83 35H84V33L82 34V36H83ZM86 35H84V36H86ZM114 35H115V32H114ZM161 35H163V34H161ZM181 35H182V34H181ZM7 36H8V35H7ZM7 36H6V37H7ZM30 36H32V35L30 34ZM45 36H44V37H45ZM82 36H81V37H82ZM95 36H96V35H95ZM106 36H107V35H106ZM131 36H132V35H131ZM134 36H135V35H134ZM136 36H137V35H136ZM168 36H169V35H168ZM206 36H207V35H206ZM257 36H258V35H257ZM11 37H13V36H11ZM18 37H19V35H18ZM28 37H29V36H28ZM38 37H39V38H38ZM41 37H42V36H41ZM68 37H69V36H68ZM96 37H97V36H96ZM146 37H147V36H146ZM211 37H213V36H211ZM15 38H17L16 35H15ZM54 38H55V37H54ZM58 38H59V37H58ZM62 38H63V36H62ZM69 38H70V37H69ZM88 38H89V37H88ZM88 38H87V39H88ZM93 38H94V37H93ZM118 38H119V37H118ZM124 38H125V36H124ZM157 38L160 40V37H157ZM157 38H156V39H157ZM170 38L173 39V37H170ZM177 38H178V37H177ZM183 38H184V41H185V40H186L185 38H187V37L183 35ZM200 38H201V37H200ZM261 38H262V37H261ZM261 38L258 39L259 42H260V39H261ZM7 39H8V38H7ZM9 39H10V38H9ZM32 39H33V38H32ZM37 39H40L39 34H38V36H37ZM44 39H45V38H44ZM49 39H50V40H49ZM55 39H56V38H55ZM55 39H54V40H55ZM59 39H60V38H59ZM63 39H64V38H63ZM65 39L68 41L67 38H65ZM87 39H86V40H87ZM125 39H126V38H125ZM127 39H128V38H127ZM146 39H147V38H146ZM164 39H165V38H164ZM0 40H1V39H0ZM2 40H3V39H2ZM2 40H1V41H2ZM13 40H15V39H13ZM28 40H29V39H28ZM42 40H43V38H42ZM42 40H41V42H42L41 44H44V42H43L44 40H43V41H42ZM60 40H61V39H60ZM71 40H74V37H73V39H71ZM81 40H82V38H81ZM90 40H91V39H90ZM90 40H88V41H90ZM128 40H129V39H128ZM139 40H140V39H139ZM192 40H193V39L190 38L189 40H186V41H192ZM261 40H262V39H261ZM4 41H5V40H4ZM32 41L34 42L35 40L33 39ZM48 41H47V42H48ZM51 41H52V40H51ZM51 41H50V42H51ZM67 41H66V43H68ZM69 41H70V39H69ZM77 41H78V40H77ZM77 41L74 40V42H77ZM94 41H95V40H94ZM96 41H99V40H96ZM103 41H104V40H102V44H103ZM120 41H123V40H120ZM141 41H142V40H141ZM154 41H157V40H154ZM160 41H161V40H160ZM160 41H158V42H159L160 44L163 45V43H161ZM252 41H253V40H252ZM16 42H17V40H16ZM16 42H15V43H16ZM19 42H20V41H19ZM23 42H25V40H24V41L22 40V43H23ZM27 42H28V41H27ZM54 42H55V41H54ZM56 42H58V41H56ZM56 42L54 43V45L56 44ZM71 42H73V41H71ZM78 42H79V41H78ZM78 42H77V43H78ZM83 42L86 43L87 41H83ZM91 42H92V40H91ZM104 42L106 43V41H104ZM113 42H114V40H113ZM115 42H116V41H115ZM117 42H118V41H117ZM127 42H128V41H127ZM139 42H140V41H139ZM147 42H148V41H147ZM151 42H152V41H151ZM178 42H179V41H178ZM195 42H196V41H195ZM2 43H4V42H2ZM6 43H7V42H6ZM25 43H26V42H25ZM34 43H35V42H34ZM77 43H75V44H77ZM85 43H84V44H85ZM93 43H95V42H93ZM93 43H92V44H93ZM105 43H104V44H105ZM152 43H153V42H152ZM165 43H166V41H165ZM171 43H172V42H171ZM173 43L176 44L177 42H173ZM222 43H223V42H222ZM29 44H32V43L29 42ZM41 44H40V45H41ZM70 44H71V43H70ZM73 44H74V43H72V45H73ZM75 44H74V45H75ZM78 44H80V43H78ZM78 44H77V45H78ZM90 44H91V43H90ZM96 44H97V43H96ZM96 44H95V45H96ZM138 44H139V43H138ZM154 44H155V43H154ZM177 44H178V43H177ZM190 44H191V43H190ZM208 44H209V43H208ZM256 44H260V43H258V42L256 41V43H255L254 46H256ZM12 45H13V44H12ZM25 45H26V44H25ZM40 45H39V46H40ZM45 45H46V44H45ZM61 45H62V44H61ZM82 45H83V44H82ZM85 45H86V44H85ZM88 45H89V44H88ZM106 45H107V44H106ZM106 45H104V46H106ZM112 45H113V44H112ZM116 45H117V44H116ZM126 45H127V44H126ZM128 45H129V43H128ZM217 45H218V44H217ZM10 46H11V44H10ZM43 46H44V45H43ZM47 46H48V45H46V47H47ZM99 46H101V45H99ZM118 46H119V45H118ZM118 46H117V48H119ZM130 46H131V45H130ZM153 46H154V45H153ZM178 46H179V44H178ZM218 46H219V45H218ZM258 46H259V45H258ZM258 46H256V47L258 48ZM2 47H3V46H2ZM2 47H0V48H2ZM6 47H7V46H6ZM24 47H25V46H24ZM26 47H28V46H26ZM33 47H34V46H33ZM62 47H63V46H62ZM96 47H98V46L96 45L95 48H96ZM102 47H103V45H102ZM121 47L123 48L124 46L121 45ZM137 47H138V46H137ZM171 47H172V46H171ZM219 47H220V46H219ZM259 47H261V46H259ZM15 48H16V47H15ZM15 48H13V49L16 50ZM29 48L31 49V47H29ZM35 48H38L37 43H35ZM50 48H51V47H50ZM81 48H82V47H81ZM166 48H167V47H166ZM173 48H174V47H173ZM186 48H187V47H186ZM262 48H263V46L261 47V50H262ZM2 49H3V48H2ZM17 49H18V48H17ZM39 49H40V48H38V51L40 52ZM42 49H43V48H42ZM85 49H86V48H85ZM101 49H102V48H101ZM104 49H105V48H104ZM161 49H162V48H161ZM175 49L177 50V52H180V51H181V50H179V49H180L179 47H175ZM189 49H190V48H189ZM255 49H256V48L254 47V50H253L254 52H255ZM20 50H21V49H20ZM22 50H23V48H22ZM31 50L33 51V49H31ZM36 50H37V49H36ZM74 50H75V52L78 53V54L81 53V52H80V53L77 52V51H78V48H77V50L74 48ZM83 50H84V48H83ZM98 50H99V49H98ZM116 50H117V49H115V51H116ZM120 50H121V52H122V49H119V52H120ZM124 50H126V49H124ZM140 50H141V49H140ZM158 50H159V49H158ZM158 50H157V51H158ZM195 50H197V51H199V52H201V51L204 52L205 48H204L203 45L198 44V45H196ZM1 51H2V50L0 49V52H1ZM29 51H30V50H29ZM99 51H100V50H99ZM101 51H102V50H101ZM126 51H127V50H126ZM174 51H175V50L173 49V50H172V54H173V55H174L175 53H177V52L173 53ZM262 51H263V50H262ZM262 51H260V52H262ZM16 52H18V50H17ZM23 52H24V51H23ZM30 52H31V51H30ZM30 52H29V53H30ZM39 52H38V53H39ZM42 52H45V51H42ZM42 52H41V53H42ZM53 52H54V51H53ZM72 52H73V53H72ZM72 52H70V50H69V53H72L73 55H76V54L74 53V51H72ZM97 52H98V51H96V53H97ZM104 52H105V51H104ZM128 52L130 53V50H129ZM148 52H149V51H148ZM158 52H159V51H158ZM160 52H162V51H160ZM189 52H190V51H189ZM217 52H219V51H217ZM18 53H19V52H18ZM25 53H27V52L25 51ZM31 53H32V52H31ZM46 53H47V52H46ZM46 53H42V57L44 56V54L46 55ZM49 53L51 54L50 51H48V54H49ZM57 53H60V52H57ZM98 53H99V52H98ZM102 53H103V51H102ZM102 53H101V54H102ZM141 53H143V52H141ZM181 53H182V52H181ZM183 53H184V51H183ZM191 53H192V52H190V54H191ZM212 53H213V52H212ZM258 53H259V52H258ZM258 53H257V55H256V53H255V55H253V56H254V57L259 56V59H260V55H261V56H262V54L264 55V52H263L262 54L259 53L260 55H259ZM3 54H4V53H3ZM27 54H28V53H27ZM39 54H40V53H39ZM52 54H53V53H52ZM55 54H56V52H55ZM81 54H82V53H81ZM85 54H86V53H85ZM87 54H88V53H87ZM87 54H86V55H87ZM101 54H100V55H101ZM121 54H122V53H121ZM124 54H127V53H125V51H124ZM187 54L190 55V54L188 53V51H187ZM253 54H254V53H253ZM28 55H29V54H28ZM33 55H34V54H33ZM33 55H32V56H33ZM58 55H59V54H58ZM70 55H71V54H70ZM73 55H72V56H73ZM83 55H84V54H83ZM95 55H96V54H95ZM98 55H99V54H98ZM100 55H99V56H100ZM102 55H104V54H102ZM102 55H101V56H102ZM127 55H129V54H127ZM133 55H134V54H133ZM205 55H206V54H205ZM207 55H208V54H207ZM3 56H4V55H3ZM6 56H7V55H6ZM34 56H35V55H34ZM40 56H41V55H40ZM68 56H69V54H68ZM72 56H70L71 59H72ZM77 56H78V55H76V58H77ZM93 56H94V55H93ZM96 56H97V55H96ZM110 56H111V55H110ZM112 56H113V55H112ZM129 56H130V55H129ZM129 56H128V57H129ZM175 56H176V55H175ZM175 56H173V57L175 58ZM178 56H181V54L178 53ZM191 56H192V55H191ZM194 56H195V55H194ZM253 56H252V57H253ZM10 57H11V56H10ZM20 57H21V56H20ZM37 57H38V56H37ZM54 57H55V56H54ZM56 57H57V56H56ZM82 57H83V56H82ZM84 57H85V56H84ZM102 57H103V58L105 57V59H107L105 55L102 56ZM102 57H101V58H102ZM187 57L189 58V56H186V58H187ZM203 57H204V56H203ZM208 57H209V55H208ZM211 57H212V56H211ZM214 57H215V55H214ZM216 57H217V56H216ZM216 57H215V58H216ZM11 58H12V57H11ZM23 58H24V57H23ZM46 58H47V56H46ZM48 58H50V57L48 56ZM57 58H58V57H57ZM60 58H61V56H60ZM73 58H74V56H73ZM85 58H86V57H85ZM93 58H94V57H93ZM111 58H112V57H111ZM129 58H131V57H129ZM176 58H177V56H176ZM178 58H179V57H178ZM183 58H184V55H183ZM186 58H185V59H186ZM205 58H206V57H205ZM209 58H210V57H209ZM61 59H63V58H61ZM61 59H59L58 62H59V61L61 62ZM137 59H138V58H137ZM164 59H166V58H164ZM185 59H183V60L185 61ZM190 59H191V57H190L188 60L190 61ZM256 59H258V57H257ZM256 59H255V60H256ZM259 59H258V60H259ZM56 60H57V59H56ZM56 60H55V61H56ZM65 60H66V59H65ZM67 60H68V58H67ZM75 60H76V59H74V61H75ZM93 60H94V59H93ZM111 60H112V59H111ZM113 60H114V59H113ZM118 60H119V59H118ZM132 60L135 61V59H132ZM132 60H131V61H132ZM166 60H167V59H166ZM194 60H195V59H194ZM198 60H199V59H198ZM216 60H217V59H216ZM218 60H219V59H218ZM251 60H252V58L249 59V61H251ZM258 60H256V61H258ZM261 60H264V58L261 59ZM12 61H13V59H12ZM78 61H79V60H77L76 62L78 63ZM89 61H90V60H89ZM97 61H98V60H96V62H97ZM116 61H117V60H116ZM136 61L138 62V60H136ZM136 61H135V63L137 64ZM167 61H169V60H167ZM201 61H203V60H201ZM201 61H199L200 64H201ZM208 61H209V60H208ZM253 61H254V60H253ZM256 61H254V63H253L252 65L256 64ZM4 62H5V61H4ZM8 62H9V61H8ZM16 62H17V61H16ZM16 62H15V63H16ZM34 62H35V61H34ZM60 62H59V63H60ZM62 62H64V60H63ZM69 62H70V61H69ZM93 62H94V61H93ZM93 62H91V63H93ZM100 62H101V61H100ZM109 62H110V60H109ZM129 62H130V61H129ZM142 62H143V61H142ZM163 62H164V61H163ZM169 62H170V61H169ZM186 62H187V61H186ZM195 62H196V61H195ZM209 62H211V60H210ZM218 62H219V61H218ZM218 62H217V63H218ZM48 63L50 64V62H48ZM73 63H75V62H73ZM79 63H80V62H79ZM79 63H78V64H79ZM82 63H83V62H82ZM130 63H131V62H130ZM135 63H133V64L135 65ZM166 63H167V62H166ZM203 63L205 64L204 61H203ZM259 63H260V61L258 62V64H259ZM25 64H26V63H25ZM106 64H107V63H106ZM109 64L114 65L112 62L109 63ZM122 64H123V63H122ZM131 64H132V63H131ZM167 64H168V63H167ZM170 64H171V62H170ZM173 64H174V63H173ZM180 64H182V62H181ZM193 64H194V63H193ZM200 64H199V65H200ZM211 64H212V63H211ZM248 64H250V63H248ZM59 65H60V64H59ZM59 65H56V66L58 67ZM62 65H64V64H62ZM62 65H61V66H62ZM66 65H67V64H66ZM66 65L64 66V68H66L67 71H68V68H69L70 70H71V69L73 70V68H71V67H72L71 65H70V67H69V66L67 67ZM75 65H76V64H75ZM80 65H83V64H79V66H80ZM84 65H85V64H84ZM90 65H91V64H90ZM94 65H96V64L94 63ZM94 65H93V66H94ZM97 65H98V64H97ZM100 65H101V64H100ZM120 65H121V64H120ZM120 65L118 64V66H120ZM186 65H187V63H186ZM10 66H11V65H10ZM13 66H14V65H13ZM13 66H12V68H13ZM26 66H27V64H26ZM116 66H117V65H116ZM129 66H130V65H129ZM135 66H136V65H135ZM138 66H139V65H138ZM142 66H143V65H142ZM172 66H173V65L171 64L170 68H172ZM178 66H179V65H178ZM181 66H184V64H182ZM187 66H188V65H187ZM189 66H192V65L189 64ZM193 66H194V65H193ZM206 66H207V63H206ZM2 67H3V66H2ZM102 67H103V66H102ZM140 67H141V66H140ZM174 67H175V66H174ZM196 67H198V65H197ZM208 67H209V66H208ZM0 68H1V67H0ZM55 68H56V67H55ZM78 68H79V67H78ZM82 68H83V66H82ZM112 68H113V67H112ZM115 68H116V67H115ZM119 68H120V67H119ZM119 68H118V69H119ZM127 68H128V67H127ZM130 68H131V67H130ZM138 68H139V67H138ZM184 68H185V66H184ZM193 68H194V67H193ZM198 68H201V67L199 66ZM210 68H212L211 65H210ZM210 68H208V69H210ZM251 68H252V66H251ZM101 69H103V68H101ZM120 69H122V66H121ZM124 69H125V68H124ZM188 69H189V68H187L186 70H188ZM204 69H206V68H204ZM204 69H203V70L201 69V70L204 71ZM215 69H217V67H216ZM1 70H2V69H1ZM6 70H7V69H6ZM6 70H5V71H6ZM56 70H57V69H56ZM59 70H60V69H59ZM95 70H99V69H95ZM105 70H106V69H105ZM147 70H148V69H147ZM168 70L171 71V69H168ZM181 70H182V69H181ZM189 70H191V69H189ZM197 70H198V69H197ZM210 70H211V69H210ZM250 70H251V69H250ZM252 70H253V69H252ZM65 71H66V70H65ZM82 71H83V70H82ZM109 71H110V70H109ZM144 71H145V70H144ZM149 71H150V70H149ZM173 71H174V69H173ZM173 71H172V72H173ZM199 71H200V70H199ZM206 71H208V70L206 69ZM212 71H213V70H212ZM6 72H8V71H6ZM29 72H30V71H29ZM100 72H101V70H100ZM138 72H139V71H138ZM174 72H175V71H174ZM183 72H184V71H183ZM208 72H209V71H208ZM261 72H262V71H261ZM67 73H68V72H67ZM76 73H77V72H76ZM101 73H102V72H101ZM181 73H182V72H181ZM9 74H10V73H9ZM29 74H30V73H29ZM121 74H122V72H121ZM141 74H142V73H141ZM164 74H165V73H164ZM173 74H175V73H173ZM176 74H177V73H176ZM187 74H188V73H187ZM194 74H195V73H194ZM204 74H207V73L204 72ZM209 74H210V73H209ZM211 74H212V73H211ZM16 75H17V74H16ZM16 75H15V76H16ZM54 75H55V74H54ZM138 75H139V74H138ZM152 75H153V74H152ZM156 75H157V74H156ZM165 75H166V74H165ZM184 75H185V74H184ZM200 75L202 76V73H201V72H200ZM207 75H208V74H207ZM207 75H206V76H207ZM248 75H249V74H248ZM0 76H1V75H0ZM21 76H22V75H21ZM21 76H20V77H21ZM31 76H32V75H31ZM66 76H67V75H66ZM82 76H83V75H82ZM104 76H105V75H104ZM109 76H110V75H109ZM111 76H113V75H111ZM123 76H124V75H123ZM130 76H131V75H130ZM166 76H167V75H166ZM185 76H186V75H185ZM211 76H212V75H211ZM260 76H261V75H260ZM1 77H2V76H1ZM17 77H18V75H17ZM27 77H28V76H27ZM101 77H102V76H101ZM142 77H143V76H142ZM159 77H162V76H159ZM172 77H173V76H172ZM175 77H177V76H175ZM186 77H187V76H186ZM192 77H193V76H192ZM203 77H204V76H203ZM212 77H213V76H212ZM263 77H264V76H263ZM58 78H59V77H58ZM99 78H100V77H99ZM103 78H105V77H103ZM109 78H112V77H109ZM122 78H123V77H122ZM194 78H195V76H194ZM1 79H2V78H1ZM6 79H7V78L5 77V80H6ZM14 79H15V78H14ZM16 79H17V78H16ZM70 79H71V77H70ZM114 79H115V78H114ZM116 79H117V78H116ZM118 79H119V78H118ZM144 79H145V78H144ZM158 79H159V78H158ZM178 79H180V76L178 77ZM183 79H185V77H184ZM201 79H203V78L201 77ZM213 79H214V78H213ZM7 80H8V79H7ZM17 80H19V77H18ZM20 80H21V79H20ZM25 80H26V79H25ZM32 80H33V79H32ZM95 80H96V78H95ZM119 80H120V79H119ZM123 80H124V79H121L122 83H123ZM140 80H142V79H140ZM160 80H161V79H160ZM185 80H187V82H188V79H185ZM205 80H206V79H205ZM205 80H204V81H205ZM9 81H11V80H9ZM23 81H24V80H22V82H23ZM29 81H30V80H29ZM42 81H43V80H42ZM44 81H45V80H44ZM80 81H81V80H80ZM80 81H79V82H80ZM106 81H107V80H106ZM121 81H120V82H121ZM147 81H148V80H147ZM196 81H198V80H196ZM259 81L261 82V78H260ZM4 82H6V81H4ZM12 82H14V81H12ZM12 82H11V83H12ZM16 82H17V81H16ZM18 82H19V81H18ZM26 82H27V81H26ZM31 82H32V81H31ZM45 82H46V81H45ZM69 82H71V81H69ZM114 82H117V80L114 81ZM114 82H113V83H114ZM124 82H125V81H124ZM142 82H143V81H142ZM142 82H140V83H142ZM161 82H164V81H161ZM207 82H208V81H207ZM211 82H212V81H211ZM6 83H9V82H6ZM11 83H9V85H10ZM20 83H21V82H20ZM34 83H36V82H34ZM34 83H33V84H34ZM72 83H73V82H72ZM80 83H81V82H80ZM80 83H79V84H80ZM101 83H102V82H101ZM190 83H191V82H190ZM190 83H187V84L189 85ZM261 83H263V82H261ZM29 84H30V83H29ZM70 84H71V83H70ZM116 84H117V83H116ZM116 84H115V85H116ZM118 84H119V83H118ZM124 84H125V83H124ZM132 84H133V83H132ZM143 84H144V83H143ZM152 84H153V83H152ZM158 84H160V83H158ZM165 84H166V83H165ZM183 84H184V83H183ZM258 84H260V83H257V85H258ZM21 85H22V84H21ZM48 85H49V84H48ZM52 85H53V84H52ZM82 85L85 86V87H87V89H89V90H90V88H91V86H92L91 84H87L88 86L91 85V86L88 88V86H86V85H84V84H82ZM97 85H98V84H97ZM102 85H104V84H102ZM106 85H107V84H106ZM108 85H110V84H108ZM122 85H123V84H122ZM122 85L120 84L121 87H122ZM144 85H145V84H144ZM161 85H163V84H160V88H161ZM180 85H181V84H180ZM180 85H179V86H180ZM188 85H187V86H188ZM190 85H192V83H191ZM190 85H189V86H190ZM199 85H200V84H199ZM15 86H17V85H15ZM35 86L37 87L38 85L35 84ZM49 86H50V85H49ZM93 86H94V85H93ZM95 86H96V85H95ZM117 86H119V85H117ZM117 86H116V87H117ZM163 86H164V85H163ZM196 86H197V85H196ZM20 87H22V86H20ZM112 87L115 88V86H112ZM125 87H126V86H125ZM129 87H130V86H129ZM129 87H128V88H129ZM134 87H135V86H134ZM134 87H133V88H134ZM136 87H137V86H136ZM251 87H252V86H251ZM261 87H262V86H261ZM261 87H260L259 89L263 91V89H262ZM9 88H10V92L13 93V92L11 91V88H12V87L10 86ZM34 88H35V87H34ZM34 88H33V89H34ZM37 88H39V86H38ZM98 88H99V87H98ZM106 88H107V86L104 88V90H105ZM117 88H118V87H117ZM143 88H145V87H143ZM179 88H180V87H179ZM187 88H188V87H186V89H187ZM199 88H200V87H199ZM199 88H198V90H199ZM207 88H208V87H207ZM244 88H245V87H244ZM249 88H250V87H249ZM263 88H264V85H263ZM100 89H101V88H100ZM109 89H110V86H109ZM115 89H116V88H115ZM130 89H131V88H130ZM130 89H129V90H130ZM162 89L166 92V89H165V88H162ZM194 89H196V88H193V94H194V91H195V92L197 91V90H194ZM246 89H247V88H246ZM255 89H256V88H255ZM37 90H38V89H37ZM41 90H43V88H42ZM89 90H88V91H89ZM93 90H95V89H92V92L89 91V92H91V95H93V94L96 92V91L93 92ZM113 90H114V89H113ZM117 90L122 91L121 89H117ZM123 90H124V89H123ZM134 90H135V89H134ZM163 90H162V91H163ZM200 90H201V89H200ZM257 90H258V89H257ZM33 91H34V90H33ZM60 91H61V90H60ZM68 91H69V90H68ZM114 91H115V90H114ZM188 91H190V95L193 96L192 93H191L192 90H191L190 87H189V90H188ZM203 91H204V90H202V92H203ZM255 91H256V90H255ZM57 92H58V91H57ZM63 92H64V91H63ZM63 92H61V93L63 94ZM65 92H66V91H65ZM97 92H99V93H103V92L98 91V89H97ZM97 92H96V93H97ZM115 92H116V91H115ZM115 92H114L113 94H114V95H117V94H115ZM123 92H124V91H122V93H123ZM135 92H136V91H135ZM148 92H149V88H148ZM202 92H201V93H202ZM208 92H209V91H208ZM260 92H261V91H260ZM34 93H35V91H34ZM37 93H38V91H37ZM108 93H110V92H108ZM119 93H120V92H119ZM124 93L126 94V91H125ZM124 93H123V94H124ZM166 93H167V92H166ZM198 93H199V92H198ZM201 93H200V95L198 94V96L201 97V96H202ZM203 93H204V92H203ZM205 93H207V92H205ZM4 94H5V93H4ZM4 94H3V95H4ZM6 94L9 95V92L6 93ZM64 94H65V93H64ZM104 94H105V91H104ZM104 94H103V96H104ZM127 94H128V93H127ZM132 94H133V93H132ZM149 94H150V93H149ZM10 95L14 96V94H10ZM10 95H9V97H10ZM26 95H27V94H26ZM78 95H79V94H78ZM111 95H112V93H111ZM114 95H113V96H114ZM118 95H120V94H118ZM134 95H135V94H134ZM137 95H138V94H137ZM171 95H172V94H171ZM196 95H197V93H196ZM206 95H207V94H205L204 98H203V96H202L203 100L205 99ZM208 95H209V93H208ZM252 95H253V93H252ZM255 95H257V94H255ZM12 96L10 97L11 99H12ZM56 96H57V95H56ZM61 96H62V95H61ZM103 96H102V97H103ZM198 96H196V97H198ZM258 96H259V95H258ZM3 97H5V95H4ZM14 97H15V96H14ZM16 97H18V96H16ZM16 97H15V98H16ZM38 97H39V96H38ZM38 97H37V98H38ZM63 97H64V96H63ZM79 97H80V95H79ZM106 97H107V98H106ZM109 97H110V96L106 95V96H105V99H108ZM121 97H122V94H121ZM121 97H119V98H121ZM127 97H129V95H128ZM140 97H141V96H140ZM154 97H155V95H154ZM185 97H186V96H185ZM0 98H1V97H0ZM15 98H14V99H15ZM42 98H43V97H42ZM50 98H52V97H50ZM99 98H100V97H99ZM123 98H124V97H123ZM123 98H122V99H123ZM131 98H132V97H131ZM131 98L129 97V99H131ZM134 98H135V97H134ZM161 98H162V97H161ZM189 98H190V97H189ZM202 98H200V99H202ZM248 98H250V97H248ZM263 98H264V96H263ZM1 99H2V98H1ZM4 99H6V98H4ZM14 99H13V100H14ZM16 99H17V98H16ZM16 99H15V100H16ZM18 99H20V98H18ZM38 99H39V98H38ZM77 99H78V98H77ZM101 99H102V98H101ZM105 99H104V100H105ZM109 99H111V98H109ZM124 99H125V98H124ZM129 99H127V100H129ZM142 99H143V98H142ZM179 99H180V98H179ZM183 99H184V98H183ZM187 99H188V98H187ZM190 99H191V98H190ZM200 99H199V100H200ZM206 99H207V98H206ZM251 99H252V98H251ZM2 100H3V99H2ZM31 100H33V98H32ZM40 100H41V99H40ZM40 100H39V102L42 103V100H41V101H40ZM50 100H51V99H50ZM78 100H79V99H78ZM102 100H103V99H102ZM102 100H101V102H102ZM104 100H103L102 103H105V104H107V102L110 103V104H112V102H113V101H111V100H110V102H109V101L106 102V101H104ZM114 100H115V99H114ZM127 100H126V101H127ZM155 100H156V99H155ZM177 100H178V99H177ZM185 100H186V98H185ZM261 100H262V99H260L259 101H261ZM0 101H1V100H0ZM3 101H4V100H3ZM16 101H17V100H16ZM51 101H52V100H51ZM70 101H71V100H70ZM126 101H125V102H126ZM150 101H151V100H150ZM163 101H164V100H163ZM248 101H249V100H248ZM6 102H7V101H6ZM8 102H9V101H8ZM12 102H13V101H12ZM26 102H27V101H26ZM31 102L34 103L33 101H31ZM64 102H66V101H64ZM115 102H117V101H115ZM130 102H131V101L129 100V103H130ZM140 102H141V101H140V99H139V103H140ZM167 102H168V101H167ZM187 102H188V101H187ZM241 102H242V101H241ZM10 103H11V102H10ZM10 103H6V104H10ZM18 103H19V102H18ZM44 103H45V102H44ZM54 103H55V102H54ZM54 103H53V104H54ZM83 103H84V102H83ZM99 103H100V102H99ZM102 103H101V104H102ZM139 103H138V104H139ZM243 103H244V102H242V104H243ZM245 103H246V100H245ZM251 103H252V102H251ZM259 103H260V102H259ZM4 104H5V103H4ZM4 104H3L2 106H4ZM6 104H5V105H6ZM73 104H74V103H71V106H72V107H74ZM113 104H114V103H113ZM115 104H116V103H115ZM123 104H124V103H123ZM130 104H131V103H130ZM132 104H133V102H132ZM132 104H131V105H132ZM135 104H136V103H135ZM246 104H247V103H246ZM260 104H261V103H260ZM12 105H13V104H12ZM15 105H16V104H15ZM40 105H41V104H40ZM50 105H51V104H50ZM50 105H49V108H50ZM69 105H70V104H69ZM84 105H85V103H84ZM99 105H100V104H99ZM103 105H104V104H103ZM103 105H101V106H102L101 110L105 108V106L103 107ZM107 105H108V104H107ZM107 105H106V107H107ZM119 105H121V104L119 103ZM169 105H170V104H169ZM188 105H189V104H188ZM188 105H187V106H188ZM194 105H195V104H194ZM255 105H257V103H256ZM255 105L252 106V108H253V107H257V109H259L258 105H257V106H255ZM6 106H7V105H6ZM6 106H5V107H6ZM27 106L29 107V105H27ZM30 106H32V105H30ZM34 106H35V104H34ZM45 106H47V105H45ZM101 106H100V107H101ZM108 106H109V105H108ZM116 106H117V104H116ZM125 106H126V105H125ZM155 106H156V105H155ZM183 106H184V104H183ZM259 106H260V105H259ZM5 107H4V108H5ZM47 107H48V106H47ZM51 107H52V106H51ZM123 107H124V106H123ZM130 107H131V106H130ZM148 107H149V105H148ZM150 107H151V106H150ZM172 107H173V106H172ZM194 107H195V106H192V108H194ZM197 107H198V106H197ZM263 107H264V104H263ZM6 108L9 109V107H6ZM25 108H26V107H25ZM35 108H36V107H35ZM35 108H34V109H35ZM41 108H42V107H41ZM53 108H54V106H53L52 108H50V110L52 109V111H53ZM78 108H79V107H78ZM78 108H77V109H78ZM97 108H98V107H97ZM107 108H108V107H107ZM111 108H112V109H116V108H113L112 105L110 106V109H111ZM120 108H121V107H120ZM127 108H128V106H127ZM127 108H125L126 111H127ZM131 108H132V107H131ZM131 108H128V109L131 110ZM140 108H142V106H141ZM163 108H164V107H163ZM195 108H196V107H195ZM195 108H194V109H195ZM241 108H242V107H241ZM241 108H240V109H241ZM252 108H250L251 110H249V112L252 111ZM7 109H6V110H7ZM26 109H27V108H26ZM30 109H32V108L30 107ZM43 109H44V108H43ZM80 109H81V108H79V110H80ZM85 109H86V108H85ZM122 109H123V108H121V110H122ZM125 109H124V110H125ZM135 109H136V108H135ZM145 109H146V108H145ZM149 109H150V108H149ZM190 109H191V108H190ZM254 109H255V108H254ZM0 110H1V109H0ZM16 110H18V109L16 108ZM22 110H23V109H22ZM44 110H45V109H44ZM50 110H49V111H50ZM54 110H56V111L58 110V111H59V109H54ZM106 110H107V109H106ZM106 110L103 111V113L107 112ZM117 110H119V109H117ZM117 110H116V111H117ZM137 110H138V109H137ZM150 110H151V109H150ZM186 110H187V109H186ZM192 110H193V109H192ZM196 110H197V109H196ZM262 110L264 111V108H263ZM262 110H261V111H262ZM18 111H20V110H18ZM26 111H28V110H26ZM32 111H33V110H32ZM90 111H91V110H90ZM112 111H113V110H112ZM158 111H159V109H158ZM166 111H167V110H166ZM173 111H175L174 108H173ZM184 111H185V108H184ZM198 111H199V110H198ZM240 111H241V110H240ZM255 111H256V113H257V110H255ZM263 111H262V112H263ZM1 112H2V111H1ZM14 112H15V111H14ZM41 112H42L43 115L45 116L43 110H41ZM59 112L61 113V111H59ZM65 112H66V111H65ZM117 112H118V111H117ZM119 112H121V111H119ZM119 112H118V113H119ZM133 112H135V111H133ZM138 112H139V111H138ZM138 112H137V113H138ZM145 112H147V111H145ZM145 112H144V113H145ZM148 112H149V114H151L150 111H148ZM151 112H152V111H151ZM175 112H176V111H175ZM194 112H195V111H194ZM194 112H192V115H193ZM236 112H237V111H236ZM241 112H242V111H241ZM3 113H4V110H3ZM3 113H0V114H1V115H0L1 117H2V114H3ZM5 113H6V114H9L8 111L5 112ZM12 113H13V112H12ZM42 113H41V114H42ZM54 113H55V112H54ZM113 113H114V112H113ZM124 113H127V114H128V112H124ZM135 113H136V112H135ZM195 113H196V112H195ZM201 113H202V112H201ZM237 113H238V112H237ZM14 114H15V113H14ZM19 114H21V111L19 112ZM19 114H18V115H19ZM22 114H23V112H22ZM90 114H91V113H90ZM106 114H107V113H106ZM111 114H112V113H111ZM115 114H116V113H115ZM119 114H120V113H119ZM130 114L135 115V114H133V113H130ZM130 114H129V115H130ZM155 114H156V113H154V116H155ZM180 114H181V113H180ZM190 114H191V113H190ZM250 114H252V116H254V115H255V112L253 113V111H252V113H249V115L247 114V116H250ZM253 114H254V115H253ZM260 114H261V113H260ZM260 114H259V115H260ZM262 114H263L262 116L264 117V113H262ZM11 115H13V114H11ZM23 115H24V117H26L25 114H23ZM28 115H29V114H28ZM36 115H37V114H36ZM43 115H42V116H43ZM71 115H72V114H71ZM117 115H118V114H117ZM121 115H122V113H121ZM156 115H158V114H156ZM160 115H161V114H160ZM194 115H195V114H194ZM194 115H193V116H194ZM240 115H242V113H241V114L238 113L236 116H240ZM4 116H5V115H4ZM4 116H3V118H5ZM8 116L10 117V115H8ZM14 116H16V114H15ZM20 116H22V115H20ZM39 116H40V115H39ZM46 116H48V115H46ZM46 116H45V117H46ZM64 116H65V114H64ZM95 116H96V115H95ZM105 116H106V115H105ZM111 116H112V115H111ZM127 116H128V115H127ZM127 116H126V118H127ZM145 116H146V115H145ZM154 116H153V117H154ZM158 116H159V115H158ZM181 116H182V115H181ZM262 116L260 115L258 118L261 119ZM32 117H33V116H32ZM53 117H54V116L52 115V118H53ZM59 117H61V116H59ZM116 117L121 118L119 115L116 116ZM124 117H125V116H124ZM130 117H132V116H130ZM140 117H141V116H140ZM142 117H143V116H142ZM162 117H163V116H162ZM186 117H187V116H186ZM188 117H189V116H188ZM21 118H22V117H21ZM46 118H48V117H46ZM55 118H57V117H55ZM61 118H62V117H61ZM126 118H124V119H126ZM178 118H180V117H178ZM190 118H191V117H190ZM237 118H238V117H237ZM237 118H236V121H239L241 117H239L238 119H237ZM256 118H257V117H255V119H256ZM5 119H6V118H5ZM48 119H50V118H48ZM48 119H47V121H48ZM64 119H65V118H64ZM71 119H72V118H71ZM106 119H107V118H106ZM115 119H116V118H115ZM128 119H129V118H128ZM128 119H127V120H128ZM132 119L134 120L133 117H132ZM146 119H147V118H146ZM153 119L155 120V118H153ZM159 119H160V118H159ZM162 119H164V118H162ZM184 119H185V118H184ZM201 119H202V118H201ZM247 119H248V118H247ZM251 119H252V117H250V118L248 119V123H249L250 126L252 125L251 122L254 121V120L251 121ZM8 120H9V119H8ZM12 120H13V119H12ZM15 120H16V119H15ZM42 120H44V119H41V121H42ZM56 120H58V119H56ZM56 120H55V121H56ZM62 120H63V119H62ZM72 120H73V119H72ZM121 120L124 121V123H126V120H123V119H121ZM150 120H151V119H150ZM258 120H259V119H258ZM258 120L256 119L255 121H258ZM261 120H262V119H261ZM261 120H259V121H260V122H259L260 125H261ZM4 121H5V120H4ZM4 121H2V122H4ZM31 121H32V119H31ZM63 121H64V120H63ZM107 121H108V120H107ZM109 121H111V120H109ZM114 121H115V120H114ZM114 121H113V122H114ZM116 121L118 122V119H117ZM161 121H162V120H161ZM168 121H169V120H168ZM197 121H198V120H197ZM240 121H241V120H240ZM249 121H251V122H249ZM255 121H254L253 123H255ZM2 122H0V123L3 124ZM11 122H12V121H11ZM42 122H43V121H42ZM48 122H49V121H48ZM65 122H66V121H65ZM73 122H74V121H73ZM113 122H112V123H113ZM120 122H121V121H120ZM127 122H128V121H127ZM135 122H136V121H135ZM135 122H134V123H135ZM140 122H141L140 120H139V122H137V123H139L138 126H141V125H140ZM154 122H156V120H155ZM186 122H187V121H186ZM13 123H14V121H13ZM43 123H45V121H44ZM52 123H53V122H51V124H52ZM67 123H68V122H67ZM74 123H75V125H76V123H78V122L75 121ZM110 123H111V122H110ZM167 123H168V122H167ZM234 123H235V122H234ZM237 123H238V122H237ZM256 123H257V122H256ZM256 123H255V124H256ZM1 124H0V125H1ZM6 124H9V126H10L9 121H8V123L6 122ZM6 124H5V125H6ZM14 124H15V123H14ZM82 124H83V123H82ZM113 124H114V123H113ZM118 124L121 125V123H118ZM127 124H129V122H128ZM131 124H132V123H130L129 125L131 126ZM141 124H142V123H141ZM146 124H147V123H146ZM148 124H149V123H148ZM11 125H12V124H11ZM37 125H38V124H37ZM44 125H45V124H44ZM60 125H61V124H60ZM101 125H102V124H101ZM120 125H119V126H120ZM122 125H123V124H122ZM189 125H190V124H189ZM253 125H254V124H253ZM14 126H15V127H14ZM55 126H56V125H54V127H55ZM67 126H68V124H67ZM73 126H74V125H73ZM77 126H78V125H77ZM77 126H76V127H77ZM110 126H112V127H113V126L116 127L115 125H110ZM119 126H118V127H119ZM125 126H126V124H125L123 127H125ZM130 126H129V127H130ZM132 126H133V125H132ZM153 126H154V125H153ZM246 126H247L246 128H249V127H248V124H247ZM263 126H264V125H263ZM263 126H262V128H263ZM7 127H8V125H7ZM17 127H18V129L20 128L18 125H17ZM17 127H16V124L13 125V128H17ZM45 127H46V125H45ZM76 127H75V128H76ZM88 127H89V126H88ZM102 127H104V126L102 125ZM102 127H101V128H102ZM112 127H111V129H114V128H112ZM123 127H122V129H123ZM129 127H128V128H129ZM133 127H134V126H133ZM136 127H137V125L135 126V129H136ZM150 127H151V126H150ZM171 127L175 130V127H173V126H171ZM235 127H236V125H235ZM238 127H239V126H238ZM258 127H259V125H258ZM48 128H49V125H48V127H47V130H48ZM75 128H74V129H75ZM83 128H84V127H83ZM142 128H143V126H142ZM156 128H157V129H160V128L157 127V123H156ZM251 128H252V127H251ZM251 128H250V129H251ZM255 128H257V126H256ZM18 129H17V130H18ZM38 129H39V128H37V130H38ZM41 129H43V128L41 127ZM49 129H50V128H49ZM52 129H54V128H52ZM55 129H58V127H55ZM81 129H82V127L79 128V129H77V130L79 131V130H81ZM104 129H105V128H104ZM111 129H110V130H111ZM135 129H133L132 131H134ZM145 129H147V128L145 127ZM145 129H143V130H145ZM151 129H153V128H151ZM166 129H167V128H166ZM233 129H234V128H233ZM250 129H249V131L251 132ZM253 129H254V126H253ZM253 129H252V130H253ZM7 130H8V128H7ZM39 130H40V129H39ZM45 130H46V129H45ZM47 130H46V131H47ZM50 130H51V129H50ZM50 130H49V131H50ZM62 130H63V129H62ZM70 130H71V128H70ZM72 130H73V129H72ZM77 130H76V131H77ZM85 130H87V128H86ZM88 130H89V129H88ZM99 130H100V126H99ZM101 130H103V129H101ZM116 130H117V129H116ZM116 130H115V131H116ZM138 130H139V129H138ZM138 130H137V131H138ZM176 130H177V129H176ZM184 130H185V129H184ZM236 130H237V129H236ZM244 130H245V129H244ZM256 130H257V129H256ZM258 130H260V129H258ZM12 131H14V130H12ZM12 131H11V134H12V133L14 134V132H12ZM20 131H21V129H20ZM34 131H36V130H34ZM41 131H42V130H41ZM46 131H43V132L45 133ZM53 131H54V130H51V132H53ZM59 131H60V129H59ZM83 131H84V129H83ZM111 131H112V130H111ZM113 131H114V130H113ZM118 131H119V130H117V132H116L117 134H118L119 132H122V130L119 131V132H118ZM125 131H126V129H125ZM135 131H136V130H135ZM150 131H151V130H150ZM159 131H161V130H159ZM172 131H173V130H172ZM172 131H171V132H172ZM178 131H179V129H178ZM178 131H177V133H178ZM188 131H189V130H188ZM233 131H234V130H233ZM260 131H261V130H260ZM260 131H258V132L260 133ZM263 131H264V130H263ZM17 132H18V131H17ZM23 132H24V131H22V133H23ZM62 132H63V131H62ZM84 132L86 133V131H84ZM94 132H95V131H94ZM100 132H101V131H100ZM104 132L108 133V132H110V131L108 130V132H107V131L104 130ZM104 132H101V133H104ZM138 132H140V131H138ZM146 132L148 133L149 131H146ZM162 132H163V131H162ZM235 132H237V131H235ZM238 132H239V131H238ZM245 132H246L245 134L247 135V134H248V133H247V132H248V129H247V131H245ZM250 132H249V134H250ZM252 132H253V131H252ZM252 132H251V134H252ZM254 132H255V130H254ZM40 133H41V132H40ZM54 133H55V132H53V134H54ZM60 133H61V132H60ZM77 133H78V132H77ZM90 133H91V132H90ZM129 133H130V131H129ZM143 133H145V131H144ZM177 133H176V135H177ZM190 133H191V132H190ZM255 133H256V132H255ZM263 133H264V132H263ZM30 134H31V133H30ZM30 134H29V135H30ZM33 134H34V132H33ZM53 134H52V135H53ZM72 134H73V133H72ZM74 134H75V133H74ZM74 134H73V135H74ZM86 134H87V133H86ZM91 134H92V133H91ZM117 134H116V136H118ZM120 134H121V133H119V135H120ZM130 134H132V133H130ZM137 134H138V133H136V135H137ZM140 134H142V133H140ZM140 134H139V135H140ZM151 134H153V133L150 132V135H151ZM174 134H175V132H173V135H174ZM236 134H237V133H236ZM249 134H248V135H249ZM261 134H262V133H261ZM60 135H61V134H60ZM63 135L66 136L64 133H63ZM79 135H80V133H79ZM81 135H82V134H81ZM105 135H106V134H105ZM105 135H104V136H105ZM107 135H108V134H107ZM112 135H113V134H112ZM139 135H137V136L139 137ZM148 135H149V134H148ZM148 135H147V137H148ZM154 135H155V134H154ZM167 135H168V134H167ZM179 135H180V133H179ZM35 136H36V135H35ZM53 136H55V134H54ZM58 136H59V134H58ZM58 136H57V137H58ZM101 136H102V135H101ZM121 136H123V135H121ZM125 136H126V135H125ZM125 136H124V137H125ZM151 136H152V135H151ZM151 136H149V138H150ZM174 136H175V135H174ZM188 136H189V135H188ZM191 136H192V135H191ZM235 136H236V135H235ZM237 136H238V135H237ZM258 136H259V135H258ZM13 137H15V134L13 135ZM31 137H33V136H31ZM78 137H80V136H78ZM82 137H83V136H82ZM86 137H87V136H86ZM102 137H103V136H102ZM105 137H108V136H105ZM105 137H104V138H105ZM113 137H114V136H113ZM118 137H119V136H118ZM124 137H123V138H124ZM126 137H127V136H126ZM130 137H131V136H130ZM140 137H141V136H140ZM142 137H144V136H142ZM142 137L140 138L141 140H143ZM162 137H163V136H162ZM176 137H179V136H175V141H176V140L181 141L180 138L177 139ZM232 137H234V136H232ZM248 137H249V136H248ZM252 137H255V136L252 135ZM10 138H11V136H10ZM15 138H16V137H15ZM43 138H45V137H43ZM58 138H59V137H58ZM70 138H72V137H70ZM83 138H84V137H83ZM91 138H92V137H91ZM104 138H102V139H104ZM135 138H136V137H135ZM135 138H134V139H135ZM149 138H147V139H149ZM155 138H156V137H155ZM155 138H154V139H155ZM237 138H239V137H237ZM257 138H258V137H257ZM259 138H260V139H259ZM259 138H258V141L260 140L259 143H262L263 141H261V138L263 139V137H259ZM24 139H25V138H24ZM59 139H60V138H59ZM59 139H58V140H59ZM77 139H78V138H77ZM80 139H81V138H80ZM87 139H88V137H87ZM89 139H90V138H89ZM94 139H95V138H94ZM102 139H100V140H102ZM105 139H106V138H105ZM105 139H104V140H105ZM107 139H109V138H107ZM113 139L116 140L115 138H112V140H113ZM119 139H120V137H119ZM145 139H146V138H145ZM150 139H151V138H150ZM156 139H157V138H156ZM252 139H253V143L256 142V141H254V139L256 140V138H252ZM31 140H32V139H31ZM34 140H35V139H34ZM55 140H57V138H55ZM84 140H85V139H84ZM110 140H111V139H110ZM120 140H121V139H120ZM127 140H128V137H127ZM152 140H153V139H152ZM162 140H164V138H163ZM246 140H247V139H246ZM12 141H14V140H12ZM20 141H22V140H20ZM23 141H24V140H23ZM27 141L29 142L28 139H27ZM49 141H50V140H49ZM96 141H98V140H96ZM117 141H119V140H117ZM121 141H123V140H121ZM121 141H119V142H121ZM129 141H130V139H129ZM129 141H126V142L128 143ZM135 141H136V140H135ZM135 141H134V142H135ZM145 141H146V140H145ZM148 141H149V140H148ZM178 141H177V142H178ZM182 141H183V140H182ZM258 141H257L256 143H258ZM38 142H39V141H38ZM56 142H58V141H56ZM75 142L78 143L77 140H75ZM82 142H83V141H82ZM103 142H104V141H103ZM106 142H107V141H106ZM106 142H105V143H106ZM143 142H144V141H143ZM149 142H150V141H149ZM155 142H156V141H155ZM157 142H158V141H157ZM19 143H20V142H19ZM19 143H18V144H19ZM23 143L25 144V142H23ZM58 143H59V144H60V143L62 144L61 141L58 142ZM86 143H87V142H86ZM98 143H99V142H98ZM105 143H104V144H105ZM115 143H116V141H115ZM130 143L132 144V141H131ZM144 143H145V144L141 143V141H140V144H143V145H146V144H147V141L144 142ZM150 143H151V142H150ZM180 143H181V142H180ZM190 143L192 144V141H191ZM237 143H238V140H237ZM251 143H252V140H251ZM13 144H14V143H13ZM13 144H12V145H13ZM16 144H17V143H16ZM18 144H17V145H18ZM29 144H30V143H28V145H29ZM43 144H44V143H43ZM56 144H57V143H56ZM61 144H60V146L62 147ZM91 144H93V143L91 142ZM96 144H97V143H96ZM100 144H101V143H100ZM120 144H121V143H120ZM133 144H135V143H133ZM133 144H132V145H133ZM170 144H171V143H170ZM230 144H231V143H230ZM243 144H244V142H243ZM2 145H3V144H2ZM19 145H20V144H19ZM32 145H33V144H32ZM87 145H89V143H87ZM106 145H107V144H106ZM113 145H114V144H113ZM121 145H124V144L122 143ZM125 145H126V144H125ZM125 145H124V146H125ZM178 145H179V144H178ZM193 145H194V144H193ZM246 145H247V143H246ZM246 145H245V146H246ZM255 145H256V144H255ZM255 145H254V146H255ZM25 146H26V145H25ZM37 146H39V145H37ZM40 146H41V145H40ZM100 146H101V145H100ZM111 146H112V145H111ZM140 146H141V145H140ZM171 146H173V145H171ZM182 146H183V144H182ZM182 146H181V147H182ZM232 146H233V145H232ZM236 146H237V148H238V145H237V144H236ZM256 146H257V145H256ZM263 146H264V145H263ZM17 147H18V146H17ZM19 147H20V146H19ZM23 147H24V146H23ZM30 147H31V146H30ZM63 147H64V145H63ZM66 147H67V146H66ZM81 147H82V146H81ZM86 147H87V146H86ZM88 147H89V146H88ZM105 147H107V146H105ZM105 147H104V148H105ZM121 147H123V146H121ZM126 147H127V146H126ZM147 147H148V146H147ZM160 147H161V146H160ZM168 147H169V146H168ZM234 147H235V146H234ZM90 148H92V147L90 146ZM90 148H89V152L93 153V152H94L93 149H91V150L93 151V152H92V151H90ZM104 148H102V149L104 150ZM127 148H128V147H127ZM137 148H138V147H137ZM141 148H143V146H142ZM141 148H140V149H141ZM169 148H170V147H169ZM179 148H180V147H179ZM190 148H191V147H190ZM235 148H236V147H235ZM15 149H16V151L19 153V151H18L19 149H18V150H17V148H15ZM15 149H14V151H15ZM22 149H23V148H22ZM26 149H27V150H30L31 148L28 149V148L26 147ZM67 149H68V148H67ZM82 149H83V148H82ZM125 149H126V148H125ZM128 149H131V148H128ZM155 149H156V148H155ZM163 149H164V148H163ZM182 149H183V147H182ZM254 149H256V148H254ZM20 150H21V148H20ZM35 150H36V149H35ZM68 150H69V149H68ZM94 150H95V149H94ZM136 150H137V149H136ZM141 150H143V149H141ZM145 150H146V149H145ZM145 150H144V152H145V154H146V151H145ZM157 150H158V149H157ZM170 150H171V149H170ZM180 150H181V149H180ZM180 150H179V151H180ZM191 150H192V149H191ZM193 150H194V149H193ZM6 151H8V150L6 149ZM23 151H24V150H23ZM32 151H34V150H32ZM36 151H37V150H36ZM39 151H40V150H39ZM109 151H112V150H109ZM109 151H108V152H109ZM131 151H132V150H131ZM151 151H152V150H151ZM171 151H172V150H171ZM171 151L169 152V154L171 153ZM235 151H236V150H235ZM235 151H234V152H235ZM251 151H252V150H251ZM255 151H256V150H255ZM10 152H11V151H10ZM29 152H31V151H29ZM56 152H57V150H56ZM108 152H104V153H105V154H106V153L108 154ZM114 152H115V151H114ZM121 152H122V151H121ZM126 152H127V150H126ZM142 152H143V151H142ZM144 152H143V153H144ZM160 152H162V151H160ZM256 152H257V151H256ZM256 152H254V153H256ZM5 153H6V152H5ZM24 153L26 154V152H24ZM38 153H40V155L43 156V155L41 154V152H38ZM38 153H37V154H38ZM42 153H43V151H42ZM60 153H61V152H60ZM62 153H63V152H62ZM69 153H70V150H69ZM109 153H110V152H109ZM111 153H112V152H111ZM133 153H134V152H133ZM135 153L137 154V152H135ZM138 153H139V152H138ZM157 153H158V152H157ZM177 153H178V152H177ZM252 153H253V152H252ZM252 153H251V154H252ZM8 154H9V153H8ZM10 154H11V153H10ZM10 154H9V155H10ZM21 154H22V153H21ZM27 154H29V153L27 152ZM27 154H26V156H27ZM37 154H35V156H39V154H38V155H37ZM72 154H74V153H72ZM102 154H103V153H102ZM153 154H154V152H153ZM163 154H164V153H163ZM171 154H172V153H171ZM171 154H170V155H171ZM249 154H250V153H249ZM4 155H5V154H4ZM6 155H7V154H6ZM6 155H5V156H6ZM13 155H14V154L12 153V156H13ZM15 155H16V154H15ZM52 155H53V154H52ZM74 155H75V154H74ZM74 155H73V156H74ZM94 155H95V152H94ZM109 155H111V154H109ZM140 155H141V154H140ZM160 155H161V154H160ZM179 155H180V154H179ZM255 155H256V154H255ZM5 156H4V157H5ZM21 156H22V155H21ZM35 156H33V157L35 158ZM75 156H76V155H75ZM120 156H121V155H120ZM125 156H126V155H125ZM134 156L136 157V155H134ZM141 156H143V155H141ZM150 156H151V153H150ZM172 156H173V155H172ZM246 156H247V155H246ZM251 156H252V159H253V158H254V157H253L254 154H252ZM6 157H8V156H6ZM6 157H5V158H6ZM10 157H11V156H10ZM10 157H8L7 160H6V159H5V160H6V161H9V162H11V164H13L14 162L11 160ZM14 157H15V156H13V158H14ZM19 157H20V155H19ZM44 157H45V159L47 158L46 156H44ZM50 157H51V156H50ZM79 157H80V156H79ZM99 157H100V156H99ZM107 157H108V156H107ZM116 157H117V155H116ZM135 157H134V158H135ZM143 157H144V156H143ZM145 157H148V156L146 155ZM161 157H162V156H161ZM173 157L175 158L176 156L174 155ZM180 157H181V156H180ZM193 157H194V156H193ZM234 157H235V156H234ZM249 157H250V155H249ZM249 157H248V158H244V159H248V161H249V160H251V158L249 159ZM25 158H26V157H25ZM30 158H31V157H30ZM37 158H38V157H37ZM37 158H36V159H37ZM53 158H54V157H53ZM80 158H81V157H80ZM83 158H84V157H83ZM90 158H91V157H90ZM94 158H95V156H94ZM109 158H110V157H109ZM109 158H108V159H109ZM117 158H118V157H117ZM117 158H115V159H117ZM153 158H154V157H153ZM174 158H173V161H174ZM176 158H177V157H176ZM18 159H19V158H17V160H18ZM20 159H21V158H20ZM38 159H39V158H38ZM38 159H37V160H38ZM61 159H62V158H61ZM85 159H86V158H85ZM110 159H111V158H110ZM131 159H132V158H131ZM138 159H140V158H138ZM145 159H146V158H145ZM147 159H148V158H147ZM147 159H146V160H147ZM150 159H151V158H150ZM157 159H158V158H157ZM169 159H170V158H169ZM180 159H181V158H180ZM0 160H1V159H0ZM15 160H16V158H15ZM17 160H16V161H17ZM32 160H33V159H32ZM89 160H90V159H89ZM111 160H112V159H111ZM123 160H124V159H123ZM135 160H137V158H136ZM16 161H15V162H16ZM46 161H48V159H47ZM54 161H55V159H54ZM61 161H62V160H61ZM91 161H92V159H91ZM109 161H110V160H109ZM113 161H114V160H113ZM147 161H148V163H149V160H147ZM151 161H153L152 164H154V160H151ZM159 161H160V160H159ZM229 161H230V160H229ZM234 161H235V160H234ZM261 161H262V160H261ZM12 162H13V163H12ZM19 162H20V161H19ZM38 162H39V161H36V163H38ZM48 162H49V161H48ZM50 162H51V160H50ZM62 162H63V161H62ZM104 162H105V161H104ZM110 162H111V161H110ZM119 162H120V161H119ZM134 162H135V161H134ZM143 162H144V161H143ZM2 163H3V162H2ZM22 163H23V162H22ZM33 163H34V162H33ZM36 163H35V165H36ZM40 163H41V161H40ZM53 163H56V162H51V164H53ZM79 163H80V162H79ZM85 163H86V162H85ZM126 163H127V162H126ZM150 163H151V162H150ZM150 163H149V164H150ZM3 164H4V163H3ZM15 164H17V162H16ZM15 164H14V165H15ZM20 164H21V162H20ZM23 164H24V163H23ZM77 164H78V163H77ZM88 164H90V163H88ZM88 164L86 165L87 168H88ZM99 164H100V163H99ZM99 164H98V165H99ZM119 164H120V163H119ZM127 164H128V163H127ZM134 164H135V163H134ZM157 164H158V163H157ZM160 164H161V162H160ZM172 164H173V163H172ZM241 164H242V163H241ZM24 165H25V164H24ZM37 165H38V164H37ZM44 165H45V164H43V167H46V169H47L48 167H47V166H44ZM106 165H107V164H106ZM112 165H113V164H112ZM112 165H111V166H112ZM117 165H118V163H117ZM132 165H133V163H132ZM147 165H148V164L146 163L145 166H146V168L148 169L149 166L147 167ZM165 165H166V164H165ZM251 165H252V164H251ZM0 166H2V165H0ZM16 166H18V164H17ZM16 166H15V168H16ZM19 166H20V165H19ZM19 166H18V167H19ZM21 166H22V164H21ZM30 166H32V164H31ZM68 166H69V165H68ZM107 166H108V165H107ZM129 166H130V165H129ZM152 166H153V165H152ZM154 166H156V165L154 164ZM159 166H162V165H159ZM180 166H181V165H180ZM247 166H248V165H247ZM24 167H25V166H24ZM28 167H29V166H28ZM28 167L26 166L25 169L28 168ZM64 167H65V166H64ZM71 167L73 168V166H71ZM100 167H101V165H100ZM117 167H118V166H117ZM127 167H128V166H127ZM130 167H131V166H130ZM142 167H144V165H142ZM173 167H174V166H173ZM245 167H246V166H245ZM245 167H244V169H245ZM2 168H3V167H2ZM19 168H20V167H19ZM36 168H37V167H36ZM54 168H55V167H54ZM65 168H67V167H65ZM102 168H103V167H102ZM112 168H113V167H112ZM118 168L121 169V166L118 167ZM123 168H124V167H123ZM123 168H122L121 170H124ZM136 168H137V167H136ZM158 168H160V167H158ZM12 169H13V168H12ZM16 169H17V168H16ZM21 169H22V168H21ZM31 169H32V168H31ZM39 169H40V168H39ZM44 169H45V168H44ZM44 169H43V171H44ZM73 169H74V168H73ZM127 169H129V167H128ZM144 169H145V168H144ZM162 169H164V168L162 167ZM169 169H170V168H168V170H169ZM244 169H243V170H244ZM0 170H1V169H0ZM3 170H4V169H3ZM3 170H2V171H3ZM22 170H24V169H22ZM22 170H21V172H22ZM48 170H49V169H48ZM54 170H55V169H54ZM67 170L69 171L68 168H67ZM110 170H111V167H110ZM115 170H116V169H115ZM129 170H130V169H129ZM145 170H146V169H145ZM145 170H144V171H145ZM156 170L158 171L159 174H162L163 171H164V170H162V173H160L159 169H155L154 171H156ZM174 170H175V169H174ZM239 170H240V169H239ZM243 170H242V171H243ZM4 171H5V170H4ZM4 171H3V173H4ZM25 171H26V170H25ZM25 171H23V172H25ZM28 171H29V170H28ZM30 171H31V170H30ZM33 171L36 172V169H33ZM37 171H39V170H37ZM50 171H51V170H50ZM73 171H75V169H74ZM130 171H131V170H130ZM147 171H148V170H147ZM151 171H153V168H152ZM154 171H153L152 176L154 175ZM157 171H156V172H157ZM169 171H170V170H169ZM169 171H168V172H169ZM181 171H182V170H181ZM13 172H14V171H13ZM46 172H47V171L45 170V174L47 175ZM75 172H76V171H75ZM102 172H103V171H102ZM102 172H100L99 175H101ZM122 172H124V171H122ZM122 172H121V173H122ZM125 172H126V171H125ZM125 172H124V173H125ZM127 172H128V170H127ZM127 172H126V173H127ZM131 172H133V171H131ZM149 172H150V170H149ZM165 172H166V171H164V173H165ZM182 172H183V171H182ZM237 172H238V171H237ZM16 173H18V170H17ZM16 173H15V174H16ZM30 173H31V172H30ZM38 173H39V176L43 177V176L40 174L41 171H39ZM38 173H37V174H38ZM53 173H54V172H53ZM58 173H59V172H58ZM103 173H104L105 177H102L103 174H102L100 177H102V178H107V177H106L107 174H105V169H104V172H103ZM107 173H108V172H107ZM134 173H136V171H134ZM142 173H143V174H146V173H144V172H142ZM142 173H141V174H142ZM158 173H156V175H159ZM169 173H170V172H169ZM25 174L29 176V174H27L26 172H25ZM25 174H24V178H25ZM31 174H32V173H31ZM34 174H35V173H34ZM37 174H36V175H37ZM43 174H44V173H43ZM95 174H96V173H95ZM119 174H120V173H119ZM122 174H123V173H122ZM137 174H139V173H137ZM137 174H134V175H137ZM150 174H151V173H150ZM150 174H149V175H150ZM166 174H167V172H166ZM170 174H171V173H170ZM176 174H177V173H176ZM239 174H240V173H239ZM1 175H2V174H1ZM1 175H0V176H1ZM4 175H5V173H4ZM7 175H8V174H7ZM18 175L21 176V174H19V173L17 174V176H18ZM52 175H53V174H52ZM55 175H56V174H55ZM70 175H71V174H70ZM115 175H116V174H115ZM128 175H129V172H128ZM146 175H147V174H146ZM156 175H154V176H155L156 178H158ZM164 175H165V174H164ZM174 175H175V174H174ZM2 176H3V175H2ZM28 176H27V177H28ZM30 176H33V177H34V175H30ZM37 176H38V175H37ZM72 176H73V175H72ZM110 176H112V174H110ZM138 176H139V175H138ZM141 176H142V175H141ZM160 176H162V175H160ZM166 176H168V175H166ZM166 176H165V177H166ZM3 177H4V176H3ZM18 177H19V176H18ZM18 177H17V180H18ZM22 177H23V176H22ZM27 177H26V178H27ZM35 177H36V176H35ZM35 177H34V180H35ZM48 177H49V176H48ZM56 177H57V176H56ZM68 177H69V176H68ZM70 177H71V176H70ZM108 177H109V173H108ZM112 177H113V176H112ZM120 177H121V176H120ZM142 177H144V176H142ZM146 177H147V176H145L144 178H146ZM155 177H154V178H155ZM233 177H234V176H233ZM259 177H260V176H259ZM262 177H263V175H262ZM262 177H261V180H260V181H262ZM1 178H2V177H1ZM6 178H7V177H6ZM9 178H10V176H9ZM19 178H20V177H19ZM38 178H39V177H38ZM44 178H45V177H44ZM73 178H74V177H73ZM102 178H101V179H102ZM110 178H111V177H110ZM110 178H109V180H110ZM123 178H124V177H123ZM128 178H130V177L128 176ZM148 178H149V176H148ZM148 178H147V179H148ZM151 178H152V177H151ZM159 178H160V177H159ZM184 178H185V177H184ZM223 178H224V177H223ZM2 179H3V178H2ZM2 179H0V180H1V182H2V186H3V181H4V180L2 181ZM10 179H11V178H10ZM12 179H13V178H12ZM29 179H30V178H29ZM41 179H42V178H41ZM107 179H108V178H107ZM111 179L113 180V178H111ZM132 179H133V178H130V179H127V180H131V181L133 182V180H135V178H134L133 180H132ZM139 179H141L140 176H139ZM147 179H146V180H147ZM165 179H167V178H165ZM185 179H186V178H185ZM6 180H9V179H6ZM6 180H5V182H6ZM13 180H15V179H13ZM17 180H16V181H17ZM25 180H26V179H25ZM30 180H33L32 177H31ZM34 180H33L32 182H34ZM43 180H44V179H43ZM48 180H49V179H48ZM74 180H75V179H74ZM98 180H99V179H98ZM112 180H111V181H112ZM156 180H157V179H156ZM234 180H236V179H234ZM9 181H10V180H9ZM11 181H12V180H11ZM19 181H22V180L20 179ZM35 181H36V180H35ZM49 181H50V180H49ZM54 181H55V180H54ZM117 181H118V180H117ZM119 181H120V180H119ZM136 181H137V178H136L135 182H136ZM140 181H142V180H140ZM143 181H144V180H143ZM169 181H170V180L168 179V181H167L166 183H168ZM184 181H185V180H184ZM239 181H240V179H239ZM5 182H4V185H5V184H8L7 182H6V183H5ZM14 182H15V181H14ZM27 182H28V181H27ZM32 182H31V183H32ZM36 182H37V181H36ZM36 182H35V184H36ZM75 182H76V180H75ZM101 182H102V184H104V183H103V180H102ZM101 182H100L99 184H101ZM113 182H114V183L116 182V177H115V176H114V180H113ZM132 182H131V183H132ZM144 182H145V181H144ZM148 182H149V183H148ZM148 182H147V181L145 182V183H147V186H149L148 184H151V183H150V180H149ZM9 183H10V182H9ZM15 183H17V182H15ZM21 183H22V182H21ZM51 183H52V181H51ZM87 183L91 184L92 182H86V184H87ZM109 183H111V182H109ZM117 183H118V182H117ZM120 183H122V182L120 181ZM129 183H130V182H129ZM131 183H130V184H131ZM257 183H258V182H257ZM23 184H24V182H23ZM35 184H33V185H35ZM48 184H49V183H48ZM74 184H75V183H74ZM74 184H73V185H74ZM80 184H81V183H80ZM83 184L85 185V182H84ZM126 184H127V183H126ZM136 184H137V183H136ZM136 184H134V185L136 186ZM138 184H139V186H140V183H138ZM141 184H142V182H141ZM15 185H16V184H15ZM15 185H14V187H15ZM17 185H18V183H17ZM17 185H16V187H17ZM20 185H21V184H20ZM24 185H25V184H24ZM26 185H27V183H26ZM52 185H53V183H52ZM52 185H51V186H52ZM75 185H76V184H75ZM75 185H74V186H75ZM92 185H93V184H92ZM106 185H107V184H106ZM111 185H113V184H110V186H111ZM118 185H120V184H118ZM118 185H116V183H115V186H116V187H119ZM142 185H143V184H142ZM144 185H145V184H144ZM156 185H157V184H156ZM164 185H165V184H164ZM174 185H175V182H174ZM236 185H237V184H236ZM255 185H256V184H255ZM260 185H262V183H261ZM5 186H6V185H5ZM7 186H8V185H7ZM7 186L4 187V188H6V190H7ZM11 186H12V185H11ZM22 186H23V185H22ZM54 186H55V185H54ZM59 186H61V185H58V188L60 189ZM94 186H95V185H94ZM99 186H100V185H99ZM102 186H103V185H102ZM120 186H121V185H120ZM124 186H125V185H124ZM128 186H129V185H128ZM150 186H152V184H151ZM231 186H232V185H231ZM231 186H230V187H231ZM0 187H1V186H0ZM8 187H9V186H8ZM23 187L26 188V186H23ZM27 187L29 188V190H31L30 187H32V184L30 185V187H29V185H28ZM35 187H38V185L36 184ZM97 187H98V185H97ZM97 187H96V188H97ZM103 187H104V186H103ZM116 187H115V188H116ZM122 187H123V186H122ZM131 187H132V186H131ZM137 187H138V186H137ZM137 187H136V188H137ZM140 187H141V186H140ZM145 187H146V185H145ZM152 187H153V186H152ZM260 187H261V186H260ZM4 188H3L2 190H5ZM9 188H10V187H9ZM12 188H13V186H12ZM17 188H18V187H17ZM19 188H20V186H19ZM25 188H23V190H24ZM28 188H27V189H28ZM40 188H41V187H40ZM49 188H50V187H49ZM51 188H52V187H51ZM89 188H91V187H89ZM96 188H95V189H96ZM109 188H111V187H109ZM136 188H135V189H136ZM138 188H139V187H138ZM165 188H166V186H165ZM226 188H228V186H227ZM231 188H232V187H231ZM0 189H1V188H0ZM41 189H43V190L45 191V189H44L43 187H42ZM41 189H40V190H41ZM46 189H48V188H46ZM61 189H62V188H61ZM77 189H79V188L77 187ZM141 189H142V191H143V190H146L147 188H146V189H143V188L141 187ZM166 189H167V188H166ZM174 189H175V188H174ZM228 189H229V188H228ZM238 189H239V188H238ZM6 190H5V191H6ZM12 190L15 192L14 189H12ZM29 190H28V191H29ZM33 190H34V189H33ZM50 190H52V189H50ZM53 190H54V193H55V189H53ZM56 190H57V189H56ZM68 190H69V189H68ZM91 190L93 191L92 188H91ZM96 190H97V189H96ZM98 190L100 191V189H98ZM105 190H106V189H105ZM105 190L103 189V191H105ZM117 190H118V189H117ZM119 190H121L120 187H119ZM128 190H129V189H128ZM152 190H153V189L149 190V188H148L146 191H143V192H145V194L148 195L149 193H151V192H148V191H152ZM16 191H17V190H16ZM18 191H19V190H18ZM20 191H22V190L20 189ZM46 191H48V190H46ZM57 191H58V190H57ZM74 191H75V190H74ZM83 191H84V190H83ZM108 191H109V189H108ZM111 191H112V190H111ZM137 191H138V189H137ZM140 191H141V190H140V188H139V192H140ZM153 191H154V190H153ZM168 191H169V189H168ZM0 192H1V191H0ZM2 192L4 193V191H2ZM68 192H69V191H68ZM81 192H82V191H80L79 193H81ZM86 192H87V191H86ZM93 192H95V191H93ZM114 192H115V191H114ZM129 192H130V191H129ZM133 192H134V191H133ZM133 192H132V195H133ZM156 192H157V191H156ZM228 192H229V191H228ZM258 192H260V191H258ZM8 193H9V192H8ZM10 193H11V191H10ZM21 193H22V192H21ZM37 193H38V192H37ZM54 193H53V194H54ZM82 193H84V192H82ZM82 193H81V194H82ZM104 193H105V192H103V194H104ZM108 193H111V192H108ZM118 193H119V192H118ZM130 193H131V192H130ZM135 193H137V192L135 191ZM135 193H134V194H135ZM157 193H158V192H157ZM168 193H169V192H168ZM170 193H171V192H170ZM229 193H230V192H229ZM5 194H6V193H5ZM5 194H4V195H5ZM16 194H17V193H11V195H16ZM18 194H19V193H18ZM31 194H32V193H30V195H31ZM55 194H56V193H55ZM66 194H67V193H66ZM77 194H78V193H77ZM87 194H89V193H87ZM94 194H95V193H94ZM106 194H107V193H105V195H104L105 198H106V196H108V195H106ZM143 194H144V193H143ZM225 194H226V193H225ZM225 194H224V195H225ZM4 195H3V196H4ZM21 195H22V194H20V196L18 195V196H16V197H17V198H18V197H21ZM96 195H97V194H96ZM132 195H130V196H132ZM151 195H153V194L151 193ZM168 195H169V194H168ZM177 195H178V194H177ZM229 195H230V194H229ZM233 195H234V194H233ZM9 196H10V194H9ZM22 196H23V195H22ZM36 196H37V194H36ZM57 196H58V195H57ZM73 196H75V195H73ZM98 196H99V195H98ZM143 196H144V195H143ZM149 196H150V194H149ZM231 196H232V195H231ZM251 196H252V194H251ZM251 196H250V197H251ZM254 196H255V195H254ZM1 197H2V196H1ZM1 197H0V198H1ZM24 197H25V196H24ZM31 197H32V196H31ZM31 197H28L27 200L30 198L29 200L31 201ZM40 197H41V196H39V198H40ZM59 197H60V196H58V199H59ZM76 197H77V196H76ZM79 197H80V196H79ZM79 197H78V198H79ZM101 197H102V196H100V197H98V198L101 199ZM110 197H111V195L109 194V197H108V198H110ZM135 197H136V196H135ZM135 197H134V195H133V196H132V199L135 198ZM228 197H229V196H228ZM257 197H258V196H257ZM17 198H16V200L18 201ZM37 198H38V197H37ZM37 198H35V199H37ZM82 198H83V197H82ZM90 198H91V196H90ZM105 198H104V199H105ZM170 198H171V197H170ZM3 199H4V197H3ZM7 199H8V198L6 197V201H7V203H8V202L10 201V199H8L9 201H8ZM19 199H20V201H21V199H22V201H25L24 198H22V197L19 198ZM25 199H26V198H25ZM86 199H87V197H86ZM111 199L114 200L115 197H114V198L111 197ZM111 199H109V200H111ZM119 199H120V197H119ZM135 199H137V198H135ZM154 199H155V198H154ZM164 199H165V198H164ZM224 199H225V198H224ZM232 199H233V198H232ZM255 199H256V198H255ZM59 200H60V201L62 200L61 197H60ZM80 200H81V198H80ZM88 200H89V199H88ZM91 200H92V198H91ZM129 200H131V199H129ZM6 201H3V202L6 203ZM12 201H14V200H12ZM30 201H28V202H30ZM39 201H40V200H39ZM39 201H37V202H39ZM42 201H43V200H42ZM82 201H83V200H82ZM82 201H80V202H82ZM92 201H93V200H92ZM94 201H95V200H94ZM229 201H230V200H229ZM248 201H249V200H248ZM1 202H2V201H1ZM28 202L26 201L27 204H28ZM32 202H33V201H32ZM32 202H31V203H32ZM34 202H35V201H34ZM34 202H33V204H34ZM61 202H62V201H61ZM67 202H68V201H67ZM69 202H70V201H69ZM74 202H75V201H74ZM117 202H119V201H116V207H118V206H117V205H118ZM132 202H133V201H132ZM139 202H140V201H139ZM156 202H158V201H156ZM159 202H160V201H159ZM7 203L5 204L6 206H8ZM12 203H13V202H12ZM12 203H11V204H12ZM21 203H22V202H20V204H21ZM46 203H47V202H46ZM65 203H66V202H65ZM101 203H102V202H101ZM104 203H105V202H104ZM106 203H107V202H106ZM110 203H112V202H110ZM110 203H109V204H110ZM125 203H127V202H125ZM136 203H138V201H137ZM166 203H167V202H166ZM227 203H228V202H227ZM254 203H255V202H254ZM254 203H253V204H254ZM0 204H1V203H0ZM27 204H26V205H27ZM29 204H30V203H29ZM37 204H38V203H37ZM47 204H48V203H47ZM47 204H46V205H47ZM54 204H55V203H54ZM56 204H57V203H56ZM61 204H62V203H61ZM71 204H72V203H71ZM73 204H75V203H73ZM113 204H114V203H113ZM159 204H161V203H159ZM224 204H225V203H224ZM233 204H234V203H233ZM2 205H3V204H2ZM16 205H17V204H16V201H15V206H16ZM22 205H24V203H22ZM22 205H21V206H22ZM35 205H36V204H35ZM35 205H34V206H35ZM41 205H42V203H41ZM44 205H45V203H44ZM44 205H43V206H44ZM69 205H70V204H69ZM75 205H76V204H75ZM83 205H84V203H83ZM83 205H82V206H83ZM88 205H89V203H88ZM120 205H121V203H120ZM134 205H137V204H134ZM162 205H163V203H162ZM168 205H169V204H168ZM168 205H167V206H168ZM221 205H222V204H221ZM247 205H248V204H247ZM247 205H246V206H247ZM254 205H255V204H254ZM9 206H12V205H9ZM9 206H8V207H9ZM27 206L30 207L29 205H27ZM34 206H33V207H34ZM36 206H37V205H36ZM36 206H35V207H36ZM62 206H63V205H62ZM97 206H98V205H97ZM110 206H111V205H110ZM114 206H115V205H114ZM126 206H127V205H126ZM142 206H144V205H142ZM224 206H225V205H224ZM0 207H2V206H0ZM8 207H7V209L11 210L10 207H9V208H8ZM31 207H32V206H31ZM38 207H39V206H38ZM41 207H42V206H41ZM89 207H90V206H89ZM98 207L100 208V206H98ZM108 207H109V206H108ZM112 207H113V206H112ZM122 207H123V205H122ZM124 207H125V206H124ZM128 207H130V204H129ZM138 207H139V206H138ZM147 207H148V206H147ZM147 207H146V208H147ZM11 208H12V207H11ZM14 208H15V207H14ZM18 208H21V207L18 206L16 209H18ZM56 208H58V207H56ZM69 208H70V207H69ZM73 208H75V206H73ZM83 208L85 209V206H83ZM109 208H110V207H109ZM113 208H114V207H113ZM134 208H135V207H134ZM143 208H144V207H143ZM161 208H162V207H161ZM0 209H1V208H0ZM22 209H23V208H22ZM28 209H29V208H28ZM86 209H87V208H86ZM88 209H89V208H88ZM102 209H103V207H102ZM105 209H106V206H105ZM116 209H117V208H116ZM121 209H122V208H121ZM121 209H119V210H121ZM125 209L127 210V207L124 208V210H125ZM132 209H133V208L131 207V210H132ZM151 209H153V208H151ZM155 209H156V208H155ZM13 210H14V209H13ZM18 210H19V209H18ZM29 210H31V208H30ZM36 210H38V209H36ZM45 210H46V208H45ZM47 210H48V209H47ZM57 210H58V209H57ZM62 210H63V209H62ZM90 210H92V209L90 208ZM96 210H97V208H96ZM103 210H104V209H103ZM110 210H111V209H110ZM129 210H130V209H129ZM165 210H169V209L166 208ZM165 210H164V211H165ZM251 210H252V209H251ZM0 211H1V210H0ZM3 211L5 212L4 214L7 213V212L4 210V208H3V210H2L1 213H3ZM22 211H23V210H22ZM26 211H27V210H26ZM43 211H44V210H43ZM43 211H41L40 213H44ZM67 211H69V209H68ZM72 211H74V210L72 209ZM76 211H77V210H76ZM83 211L87 212L86 210H83ZM106 211H107V210H106ZM113 211H114V210H113ZM113 211H110V212H112V215H113ZM115 211H117V213L119 212L118 210H115ZM121 211H122V212H121L122 217H124V216H123V212H124V211H123V210H121ZM139 211H140V210H139ZM244 211H245V210H244ZM11 212H12V211H11ZM15 212H16V210H15ZM17 212H18V211H17ZM23 212H24V211H23ZM23 212H21V213L23 214ZM28 212H29V211H28ZM31 212H33V211L31 210ZM55 212H57V211L55 210ZM79 212H80V211H79ZM98 212H100V211L97 210L96 213H98ZM102 212H103V211H102ZM110 212H108V213H110ZM132 212H133V211H132ZM142 212H143V211H142ZM165 212H166V211H165ZM8 213H9V211H8ZM13 213H14V212H13ZM13 213H12V214H13ZM24 213H26V212H24ZM29 213H30V212H29ZM29 213H27V214L29 215ZM34 213H35V211H34ZM36 213H38V211H36ZM36 213H35V214L32 213V214L35 215V216H37ZM40 213L38 214V215H40V216H37V217H38V220H40L39 217L42 218V217L46 216V215H43V214H40ZM77 213H78V212H77ZM91 213H92V211H91ZM126 213H127V212H126ZM245 213H246V212H245ZM15 214H16V213H15ZM27 214H26V215H27ZM45 214H46V213H45ZM49 214L51 215V213H49ZM79 214H80V213H79ZM98 214H99V213H98ZM124 214H125V213H124ZM133 214H134V212H133ZM242 214H243V213H242ZM242 214H241V215H242ZM0 215H1V214H0ZM8 215H9V214H8ZM10 215H11V213H10ZM10 215H9V216H10ZM13 215H14V214H13ZM16 215H17V214H16ZM23 215H24V214H23ZM30 215H31V214H30ZM41 215H42V216H41ZM47 215H48V214H47ZM53 215H54V214H53ZM55 215L58 216V213H56ZM55 215H54V216H55ZM59 215H61V214H59ZM71 215H72V214H71ZM74 215H76V212H75ZM80 215H81V214H80ZM88 215H89V213H88ZM93 215H94V214H93ZM115 215H116V214H115ZM115 215H114V216H115ZM125 215H126V216H129V217L131 216V215H129V214H128V215L125 214ZM134 215H135V214H134ZM134 215H133V216H134ZM142 215H143V214H142ZM167 215H168V214H167ZM9 216H8V217H6V215H5L4 217L1 216V220H2V217L4 218V221H5V219H7V218H8V220H12L13 216L10 217L11 219H9ZM14 216H15V215H14ZM24 216H25V215H24ZM86 216H87V215H86ZM96 216H97V215H96ZM96 216H94L95 219L97 218ZM120 216H121V215H120ZM150 216H151V215H150ZM226 216H227V215H226ZM251 216H252V215H251ZM5 217H6V218H5ZM33 217H34V216H33ZM48 217H49V216H48ZM73 217H74V216H73ZM117 217H119V216H117ZM117 217L115 216V218H117ZM122 217H121V218H122ZM139 217H141V216H139ZM15 218H18V216L15 217ZM29 218H30V217H29ZM35 218H36V217H35ZM56 218H58V217H56ZM62 218H63V217H62ZM115 218H114V219H115ZM132 218H133V217H132ZM135 218H138V217L136 216ZM135 218H134V219H135ZM225 218H226V217H225ZM75 219L77 220L76 222H80V221L78 220V219H80V217L77 218V215H76V218H74V220H75ZM91 219L94 220V218H92V216H91ZM109 219H110V218H109ZM109 219H108V220H109ZM112 219H113V218H112ZM119 219H120V217L117 219V220L120 222ZM127 219H128V218H127ZM127 219H126V220H127ZM246 219H247V218H246ZM1 220H0V223L2 222ZM16 220H17V219H16ZM38 220H37V221H38ZM41 220H43V219H41ZM41 220H40V222H42ZM45 220H47V218H46ZM48 220L50 221L51 219H48ZM53 220H55V219H53ZM58 220H59V219H58ZM64 220H65V219H64ZM93 220L91 221V223L93 222ZM105 220H106V219H105ZM108 220H107V221H108ZM115 220H116V219H115ZM122 220L125 221L124 219H122ZM6 221H7V220H6ZM37 221L35 220V223H36ZM59 221H60V223L63 224V222L61 221V218H60ZM96 221L98 222V219H96ZM112 221H113V220H112ZM118 221H117V222H118ZM123 221H122V222H123ZM128 221H130V223H132L130 219H129ZM7 222H8V221H7ZM9 222H10V223L13 222L12 225L15 224L14 226H16V225H17L16 223H18V222H16L15 220H14V221H9ZM14 222H16V223H14ZM21 222H22V221H21ZM24 222H25V221H24ZM29 222H30V220H28V223H29ZM32 222H33V220H32ZM40 222H38V223L42 226V223H40ZM50 222H51V221H50ZM54 222L56 223V220H55ZM57 222H58V221H57ZM65 222H67V221H65ZM72 222H73V221H72ZM74 222H75V221H74ZM81 222H83V221H81ZM88 222H89V221H88ZM110 222H111V220H110ZM110 222H109V223H110ZM113 222H114V221H113ZM119 222H118V223H119ZM134 222L136 223V219H135ZM140 222H141V221H140ZM2 223H3V222H2ZM43 223H44V222H43ZM46 223H47V225L49 224L48 222H46ZM52 223H53V221H52ZM55 223H53V224H54L55 229L57 230V228H59V225H58V226H55V225L57 224V223H56V224H55ZM93 223H94V222H93ZM102 223H103V222H102ZM104 223H105V222H104ZM106 223H107V222H106ZM111 223H112V222H111ZM123 223H124V225H125V222H123ZM141 223H142V222H141ZM141 223H140V224H141ZM216 223H218V222H216ZM66 224H68V223H65V225H66ZM79 224H80V223H79ZM84 224H85V223L83 222L82 225H84ZM95 224H96V228H95V229H97V226H98L100 223H99V224H98V223H95ZM30 225H31V222H30ZM34 225H35V224H34ZM101 225H102V227H103V224H100L99 226H101ZM109 225L111 226V224H109ZM118 225H119V224H118ZM124 225H123V226H124ZM127 225H128V223H127ZM132 225H133V224H132ZM132 225H131V226H132ZM142 225H143V224H142ZM142 225H141V226H142ZM217 225H218V224H217ZM219 225H220V224H219ZM7 226H8V223H7ZM7 226H6V225H5V226L2 225L3 228H4V227H7ZM70 226H71V225H70ZM70 226H68V227H69L68 230H70ZM85 226H86V225H84L83 228H85ZM106 226H108V225H105L104 228H107V229H108V227H106ZM11 227H12V226H11ZM33 227L35 228V226H33ZM33 227L31 226V228H33ZM52 227H53V226H52ZM90 227H93V226L91 225ZM125 227H126V226H125ZM223 227H224V226H223ZM12 228H13V227H12ZM34 228H33V229H34ZM36 228H37V227H36ZM36 228H35V229H36ZM43 228H44V227L42 226L41 229H43ZM62 228H64V230L67 229L66 226H65V227L62 226ZM78 228H79V227H78ZM81 228H82V227H81ZM81 228H80V230H81ZM111 228H113V225H112ZM114 228H115V227H114ZM132 228H133V229H136L135 226L132 227ZM221 228H222V227H221ZM0 229H1V228H0ZM33 229H32V230H33ZM37 229H38V228H37ZM39 229H40V226H39ZM39 229H38V230H39ZM47 229H48V228H47ZM50 229H51V228H50ZM59 229H61V228H59ZM59 229H58V232H59ZM71 229H72V227H71ZM73 229H74V227H73ZM89 229H90V228H89ZM99 229L101 230V229H103V228L99 227ZM99 229H98V230H99ZM130 229H131V228H130ZM130 229H129V230H130ZM5 230H6V229H5ZM5 230L3 229V231H1V232L4 233ZM9 230H10V228H8V231H9ZM44 230H45V231H44ZM44 230H43V231L47 234L48 231L46 232V228H44ZM51 230H52V229H51ZM53 230H54V228H53ZM61 230H62V229H61ZM80 230H79V231H80ZM86 230H87V228L84 229L85 234H86ZM98 230H96V232H97ZM103 230H104V229H103ZM126 230H127V228H126ZM126 230H124V231H126ZM138 230H139V229H138ZM138 230H137V229L135 230V231L137 232L136 234H138V232H139ZM36 231H37V230H36ZM39 231H40V230H39ZM65 231H66V230H65ZM65 231H64V232H65ZM74 231H75V230H74ZM93 231H94V230H93ZM101 231H102V230H101ZM117 231H119V230L117 229ZM121 231H122V230H121ZM121 231H120V233H121ZM130 231H131V230H130ZM141 231H142V230H141ZM141 231H140V234H142ZM215 231H216V230H215ZM221 231H222V230H221ZM33 232H34V231H33ZM37 232H38V231H37ZM50 232H51V231H50ZM54 232H55V231H54ZM58 232H56V233H58ZM61 232H62V231H61ZM61 232H60V233H61ZM66 232H67V231H66ZM66 232H65V233H66ZM70 232H72V230H70ZM88 232H89V231H88ZM103 232H104V234H105V231H103ZM103 232L98 231L99 234H100V233H103ZM113 232H114V231H113ZM113 232H112V234H113ZM131 232H132V231H131ZM35 233H36V232H35ZM39 233H40V232H39ZM93 233L95 234V232H93ZM110 233H111V232H110ZM110 233H109V234H110ZM127 233H128V232H127ZM132 233H134V230H133ZM51 234H53V236L56 237V238L59 236V234H58L57 236H55V233H53V231L51 232ZM51 234H50L49 236H51ZM94 234H93V235H94ZM107 234H108V233H107ZM114 234L117 235V232L114 233ZM123 234H124V233H123ZM128 234H130V233H128ZM140 234H139V235H140ZM4 235H7V234L4 233ZM35 235H36V234H35ZM67 235H68V234H67ZM67 235H66V236H67ZM86 235L89 236L88 234H86ZM86 235H85V236H86ZM93 235H92V236H93ZM101 235H102V234H101ZM110 235H111V234H110ZM115 235H114V236H115ZM125 235H126V234H125ZM38 236H39V235H38ZM38 236H37V237H38ZM40 236H41V237H44L43 235H40ZM47 236H48V234H47ZM81 236L83 237V239H86L85 236H83V235H81ZM97 236H98V238H99V240H100V236L97 235V233H96V237H97ZM104 236H105L106 238H108L106 235H104ZM126 236H127V235H126ZM129 236L131 237V235H129ZM134 236H135V234L133 235V237H134ZM137 236H138V235H137ZM140 236H141V235H140ZM54 237H49V239H50V238L53 239ZM60 237H62V236L60 235ZM76 237H77V236H76ZM82 237H81V238H82ZM93 237H94V236H93ZM111 237H112V236H110V239L113 240L114 238H111ZM123 237H124V235H123ZM141 237H142V236H141ZM144 237H145V236H143L142 238H144ZM215 237H216V236H215ZM47 238H48V237H47ZM63 238H64V236H63ZM69 238H70V236H69ZM125 238H126V237H125ZM125 238H124V239H125ZM127 238H128V237H127ZM134 238H135V237H134ZM137 238H138V237H137ZM45 239H46V237H45ZM49 239H48V240H49ZM52 239H51V240H52ZM58 239L60 240L61 238H57L56 240H58ZM70 239H71V238H70ZM88 239L90 240V236H89ZM108 239H109V238H108ZM108 239H107V240H108ZM213 239H214V238H213ZM40 240H41V238H40ZM43 240H44V238H43ZM46 240H47V239H46ZM54 240H55V239H53V241H54ZM56 240L54 241V243L56 242ZM86 240H87V239H86ZM116 240H118V239H116ZM138 240H139V241H138ZM138 240H135V241H138V242L140 243L141 240H140V239H138ZM41 241H42V240H41ZM62 241H63V240H62ZM75 241H76V240H75ZM79 241H80V240H79ZM90 241H91V243H92V240H90ZM93 241H94V240H93ZM108 241H109V243L111 242V240H108ZM114 241H115V240H114ZM121 241H122V240H121ZM125 241H126V240H125ZM143 241H144V240H143ZM143 241H142V242H143ZM228 241H229V240H228ZM43 242H44V241H43ZM46 242H47V241H46ZM49 242H51V241L49 240ZM59 242H60V241H59ZM73 242H74V241H73ZM77 242H78V240H77ZM100 242H101V240H100ZM123 242H124V241H123ZM127 242H129V241H127ZM132 242H133V241L131 240V244H132ZM51 243H52V242H51ZM54 243H52V244H54ZM68 243H69V242H68ZM84 243H86V242H84ZM96 243H97V241H96ZM96 243H95V244H96ZM102 243H103V242H102ZM111 243H112V242H111ZM120 243H121V242H120ZM120 243H119V244H120ZM133 243H134V242H133ZM154 243H155V242H154ZM59 244H61V242H60ZM106 244H107V243H106ZM121 244H122V243H121ZM121 244H120V245H121ZM126 244H128V243L125 242V246H126ZM102 245H104V243H103ZM122 245H123V244H122ZM129 245H130V244H129ZM81 246H82V245H81ZM98 246H99V244H98ZM109 246H110V245H109ZM123 246H124V245H123ZM123 246H120V248L122 249ZM127 246H128V245H127ZM63 247L66 248V246H63ZM76 247H77V246H76ZM83 247H84V246H83ZM102 247H103V246H102ZM105 247H106V246H105ZM111 247H112V249L114 248L113 244L111 245ZM115 247H116V248L118 249V251L121 253V251L119 250V248H118V246H117V243H115ZM128 247H129V246H128ZM135 247H137V246H135ZM49 248H50V250H51V247H49ZM53 248H55V246H54ZM58 248H59V249H58ZM60 248H61V250L63 249L62 246H61V247H60V246L58 247V245L56 244V248H55V249H57V251H58V250H60ZM77 248H78V247H77ZM123 248H125V247H123ZM126 248H127V247H126ZM126 248H125V250H126ZM55 249H54L53 251H55ZM74 249H75V248H74ZM74 249H71V251L74 250ZM81 249H82V248H81ZM86 249L88 250V247H87ZM90 249H91V248H90ZM103 249H105V248H103ZM128 249H130V248H128ZM128 249H127V251H128ZM153 249H154V248H153ZM48 250H49V249H48ZM67 250H68V249H67ZM83 250H85V248H84ZM69 251H70V250H69ZM74 251H75V250H74ZM78 251H79V249H78ZM89 251H90V250H89ZM93 251H94V250H93ZM107 251H108V250H107ZM113 251H114V250H113ZM118 251H117V252H118ZM50 252H51V251H50ZM59 252H60V251H59ZM97 252H98V250H97ZM97 252H96V253H97ZM114 252H115V251H114ZM51 253H52V252H51ZM60 253L62 254V251H61ZM64 253H65V252H64ZM67 253H68V252H67ZM93 253H94V255L96 254L95 252H93ZM104 253H106V252L104 251ZM120 253H119V254H120ZM122 253L124 254V252H122ZM125 253H126V251H125ZM58 254H59V253H58ZM68 254H69L68 257H71V256H70L71 253H68ZM89 254H90V253H88V254H86V255H89ZM97 254H98V253H97ZM97 254H96V256H97ZM115 254H116V253H115ZM119 254H118V255H119ZM128 254H129V253H128ZM128 254L126 253V255H128ZM52 255H54V254H52ZM63 255H64V254H63ZM63 255H62V256H63ZM65 255H66V254H65ZM91 255L94 256L93 254H91ZM116 255H117V254H116ZM118 255H117V256H118ZM50 256H51V255H50ZM75 256H76V255H75ZM96 256L93 257V258L95 259ZM107 256H108V255H107ZM121 256L124 257L125 260H128V258L126 259V257H128V256H124V255H122V254L120 255V257H121ZM146 256H147V255H146ZM215 256H217V255H215ZM97 257H98V256H97ZM60 258H61V257H60ZM62 258H65L64 261H65V263H67V260H66L67 257H62ZM78 258H79V257H77V259H78ZM85 258H86V256H85ZM116 258H117V257H116ZM146 258H147V257H146ZM57 259H58L57 257H56V258H54V257L51 258V257H50V259H49V264H55V263L57 264V262H58ZM69 259H70V258H69ZM120 260H121V259H120ZM120 260H119L118 262H120ZM125 260H124V261H125ZM146 260H147V259H146ZM109 261H110V263H111V259H110ZM109 261H108V262H109ZM131 261H132V260H131ZM137 261H138V259H137ZM70 262H71V260L68 261V263H70ZM127 262H129V261H127ZM143 262H144V261H143ZM68 263H67V264H68ZM110 263H109V264H110ZM73 264H77L76 260L74 261ZM95 264H96V263H95ZM97 264H98V263H97ZM101 264H102V263H101ZM107 264H108V263H107ZM117 264H119V263H117ZM121 264H123L122 261H121ZM132 264H133V261H132Z\"/></svg>","mask_w":264,"mask_h":264},{"label":"clouds","instance_id":"clouds-1","mask_svg":"<svg viewBox=\"0 0 264 264\" xmlns=\"http://www.w3.org/2000/svg\"><path fill=\"white\" fill-rule=\"evenodd\" d=\"M50 252L27 223H19L5 236L0 233V264H49ZM58 264H65L59 258Z\"/></svg>","mask_w":264,"mask_h":264}]
</instances>
